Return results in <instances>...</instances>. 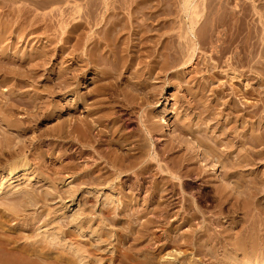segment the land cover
<instances>
[{
  "label": "bare ground",
  "instance_id": "obj_1",
  "mask_svg": "<svg viewBox=\"0 0 264 264\" xmlns=\"http://www.w3.org/2000/svg\"><path fill=\"white\" fill-rule=\"evenodd\" d=\"M107 0H104V2H106ZM129 1H132V0H129ZM128 1V2H129ZM151 1L152 0H133V3L132 4H134L135 5V8L137 7V8H139V6L140 5H142V6H140L141 7V9L139 10V9H137V10H139V11H136V12H132V11H134V9H132V11L130 12H126V14L124 13V11L122 12L123 13V15L124 16H118L119 15V12L118 13H113V11H115V10H111V12L112 13H110V14H113V16L115 17V18H113V20L111 21V24H110V26H109V22H110V14L109 13H107L106 12V14H109V15H107V16H109L110 18H109V22H108V24H104L105 26H109L108 27V29L104 32V30H105V28H104V30H103V38H101L100 40H102L101 41V46L103 45V43H104V46H103V48H101V50L103 49V51H104V49H105V51L104 52H102L101 53V50H99L100 48H99V46H98V44H99V42H100V40L98 41V40H95V39H92L93 41H97L98 43H95V45H97V46H94V43H92V41H91V43L93 44H86V45H92V47L93 48H91V46H90V48L91 49H88V50H86L87 48H84V50L85 51H87L88 53L87 54H85V55H87L88 57H87V60L86 59H83V58H79L80 57V55H79V57H77L78 55V53H76L75 54V52H76V50H77V47L78 48H80V46L82 47V45H81V43L82 42H80L79 44L75 41L74 43L75 44H72L71 43V41L74 39V36H75V34H74V36H72L73 35V31H75V30H72L73 29V27H72V25L70 26V27H72L71 28V30H66V32L68 31L69 32V34H68V36H67V41L70 43V45L69 46H67L66 48L64 47V46H62L61 47V51H62V53L64 52V51H66L67 49H68V52H67V56H70V58L69 59H71L69 62L70 63H68V65H66L67 67H66V70L65 69H63L64 71H62V72H65L66 71V73H65V75L67 76V74H68V76L64 79L65 80V85H64V83H63V85H64V90H65V87H67L68 88V86H70V85H72V84H76L77 83V81L79 80H77V78H78V76L80 75L79 74V72H78V70H81V68L83 67H81V65L79 64L80 62H79V60H77V58L78 59H81V63H83V62H85L86 61V63H83L84 65L86 64V65H88V63L87 62H92V59H91V57L93 56V55H95V53H96V55L98 56V52L100 53V55H101V57L102 56H105L106 58L105 59H107L106 61H107V63L106 64H109V63H113V62H115L116 60H119V59H123L122 61L124 62H121V63H119V64H123L122 65V67L124 66L125 68H126V70H128V69H130V68H132L133 67V65H134V63H135V61H136V59L138 58V60H140V62H141V56L142 55H146V56H148V57H150L149 58V60H145L147 63H146V67L144 68L145 70H146V72H141L142 74L144 73V75L146 76V75H148L149 77H152L154 74H155V78L157 77L158 79L162 76L163 77V73H166V72H164L165 70H167L166 68L169 66V65H171V64H169L168 65V63H167V57H165V55L166 54H169V52L172 54V57H171V61H173V63H180L181 61H183L184 60V57H186V58H188V62H190L191 60H192V58H191V56H189V57H187L188 55H187V53H189V55L192 53V50L190 49V48H192V49H194V50H196V47H198V48H200V46H198V44H197V46H196V43L198 42L197 40H196V38H197V35L198 34H196V29H197V27H199L198 26V24H200V19L202 20V18H200V16L202 15V16H204L203 15V7H201L202 9H200L202 12H198V11H196V13H199V14H201L200 16H194L195 15V13H194V11H192L193 13H190V14H194V15H189L188 16V18L190 19H188L189 20V23L187 24V25H189L188 26V29L185 31V30H183L184 32V34H189V36L187 37V36H184V35H182L180 32H182V29H183V27L185 26V24H183V21L181 22L182 24H183V26L181 27L180 26V24L179 25H177V27L176 28H178V26H180L181 27V29H180V31L179 30H177L178 31V33H179V35H182V36H184V37H182L181 36V38H180V40L178 41V39H177V37H175L174 39H175V41L177 40V45H170V44H168V45H170V46H172V47H170L169 48V52H167L168 51V45H167V40H168V38L169 37H167V39L166 38H164L165 37V33H164V31L162 32V28H161V26L159 27L158 26V24H159V22H160V20L161 19H164V17L163 18H161L160 19V16H161V12L159 11V10H163V12H164V8L165 7H163L162 6V8L163 9H161V5H163V3L164 2H166V0L164 1V0H156V3H155V6L158 8L157 10H152V12L151 11H149V14L150 15H147V13L145 12V11H147L148 9L149 10H151V7H150V5L151 4H153V3H151ZM153 1H155V0H153ZM169 1V0H168ZM186 1V4H189V3H191V2H189V3H187V0H185ZM190 1H192V0H190ZM9 2V1H8ZM48 2V1H47ZM179 2V1H178ZM178 2H176V3H178ZM10 3H12V2H10ZM168 3V2H167ZM166 3V4H167ZM170 3V2H169ZM172 3H174V1H172ZM52 4V3H51ZM129 4H131L130 2H129ZM128 4V5H129ZM146 4H148L149 5V7L150 8H148L147 10H145L146 9V7L148 6V5H146ZM166 4H165V6H166ZM171 4V3H170ZM169 4V5H170ZM45 5V4H44ZM49 5V4H48ZM108 5H109V3H108ZM108 5H104V7H105V9H106V6L108 7ZM168 5V4H167ZM183 5H184V7H185V9H189V6H190V4H189V6L187 5V8H186V6H185V4L183 3ZM22 6V5H21ZM50 6V5H49ZM52 6V5H51ZM111 7H112V5H110ZM109 6V7H110ZM130 6V5H129ZM174 6V5H173ZM255 6V5H254ZM25 6L23 5V9H26V8H24ZM153 7V6H152ZM159 7H160V9H159ZM167 7H169V6H167ZM166 7V8H167ZM171 7V6H170ZM19 8V7H18ZM21 8V7H20ZM20 8H19V10H20ZM28 8V7H27ZM52 8V7H51ZM165 8V9H166ZM172 8V7H171ZM22 9V8H21ZM23 9H22V11H23ZM32 9V8H31ZM130 9V10H131ZM169 8H167V10H168ZM28 10H30V9H28ZM107 10V9H106ZM109 10H110V8H109ZM128 10V9H127ZM145 10V11H144ZM21 11V12H22ZM33 11V10H32ZM105 11V10H104ZM185 11V10H184ZM254 11H256V10H254ZM103 12V11H102ZM109 12V11H108ZM148 12V11H147ZM151 12V13H150ZM175 12H177V13H179V11H175ZM187 11H185L184 13H186ZM216 12V14H214V12H210V13H212L211 15H217L216 17H218V13H217V11H215ZM232 11H230V13H231ZM234 12H236V11H234ZM188 13V12H187ZM208 13H209V11H208ZM209 13V14H210ZM221 13V12H220ZM225 13V12H224ZM227 13V12H226ZM229 13V14H230ZM253 13V12H252ZM180 14L181 13H179V16H178V14H177V17H175L176 19L178 18H180ZM189 14V13H188ZM228 14V16H230ZM254 14V13H253ZM255 14H256V12H255ZM257 14L259 15V16H261L262 15V17L264 16V14H260V13H258L257 12ZM185 15V14H184ZM183 15V16H184ZM232 15H234V14H232ZM236 15V14H235ZM240 15V13L237 15V16H239ZM112 16V15H111ZM163 16V15H162ZM165 16V15H164ZM176 16V15H175ZM187 16V15H186ZM201 16V17H202ZM207 16V15H206ZM205 16V17H206ZM215 16H214V18H215ZM219 16H221V15H219ZM101 17H102V14H101ZM105 17H106V15H105ZM104 17V18H105ZM141 18L142 20H138V18ZM166 17V16H165ZM198 17L200 18V19H198ZM204 17V18H205ZM211 18L213 17V16H210ZM234 17V16H233ZM139 18V19H140ZM173 19L174 20V23H175V20L176 19ZM182 18V17H181ZM180 18V20H178V22L179 21H181V20H183V19H181ZM186 18V17H185ZM184 18V19H185ZM210 18V19H211ZM220 17H218L217 18V21H218V19H219ZM228 18V17H227ZM102 19H103V17H102ZM102 19L100 18V20L102 21ZM124 19H126L125 20V22H122L123 24H121L120 25V27H116L115 25H117L118 23H120L122 20H124ZM158 19V20H157ZM208 19V18H207ZM230 20H231V18H229ZM233 19V18H232ZM235 19V18H234ZM238 19L239 18H237L236 19V21H238ZM260 19H261V17H260ZM105 20H106V22H107V20H108V18H105ZM150 20V21H149ZM158 21V24H152V23H154L153 21ZM172 20V21H173ZM206 20V19H205ZM213 20V19H212ZM211 20V21H212ZM229 20V21H230ZM263 20H264V18H263ZM263 20L261 19L259 22H263ZM156 21V22H157ZM186 21V20H185ZM200 21V22H199ZM202 21H204V19L202 20ZM216 21V22H217ZM226 21V20H225ZM78 22H80V21H78ZM77 22V23H78ZM103 22V21H102ZM105 22V21H104ZM161 22H163L162 20H161ZM160 22V23H161ZM164 22H166L165 21V19H164ZM206 22H207V20H206ZM216 22H214V23H216ZM224 22V21H223ZM227 22V21H226ZM243 22V21H242ZM254 22V21H253ZM211 23V22H210ZM213 23V22H212ZM212 24V25H215V24ZM221 23H222V21H221ZM228 23V22H227ZM233 23H234V21H233ZM237 23H239V21L237 22ZM255 23V22H254ZM258 23V22H257ZM71 24H73V23H71ZM75 24H76V22H75ZM79 24V23H78ZM81 24V23H80ZM202 25H204L203 23H201ZM206 24V23H205ZM208 24H209V21H208ZM208 24H206L207 26H208ZM219 23H217L216 25H218ZM229 24V23H228ZM232 24V23H231ZM241 24V23H240ZM249 24V23H248ZM251 24V23H250ZM264 24V23H263ZM77 25V24H76ZM75 25V26H76ZM85 24H83L82 23V27L84 26ZM176 25V24H175ZM175 25L173 26V27H175ZM212 25H210V26H212ZM220 25V24H219ZM218 25V26H219ZM224 25V24H223ZM222 25V26H223ZM252 25H253V23H252ZM258 25H259V23H258ZM73 26H74V24H73ZM74 26V27H75ZM78 26V25H77ZM233 26V25H232ZM247 26V25H246ZM251 26V25H250ZM255 27H256V25H254ZM263 26V25H262ZM69 27V28H70ZM78 27H81L80 25L78 26ZM78 27H75L76 29L78 28ZM200 27H201V25H200ZM216 27V26H215ZM225 27V26H224ZM224 27H223V30H224ZM229 27V26H228ZM242 27H243V25H242ZM248 27V26H247ZM87 28H89V27H87ZM187 27H185L184 29H186ZM211 28V27H210ZM212 28H213V26H212ZM211 28V29H212ZM221 28V27H220ZM230 28V27H229ZM262 28H264V27H261V28H259V30L260 29H262ZM65 29H67V28H65ZM79 29V28H78ZM83 28H81L80 29V31L82 30ZM199 29V28H198ZM206 29V28H205ZM228 29V28H227ZM240 29V28H239ZM247 29V28H246ZM257 29V28H256ZM85 30V29H84ZM93 30V29H92ZM207 30V29H206ZM217 30H218V28H217ZM226 30V29H225ZM251 30H252V28H251ZM263 30V29H262ZM262 30H261V33H262ZM77 31H79V30H76V32ZM102 31V30H101ZM108 31V32H107ZM152 31L154 32L155 31V33H152ZM176 31V30H175ZM173 32V34L172 33H170L171 35H170V37L172 36V35H174V33L176 34V32ZM248 31H250L249 29H248ZM93 32H94V30H93ZM92 31H90V33H91V35H95V34H92L93 33ZM185 32H187V33H185ZM208 32H210L209 31V29H208ZM214 33L216 32V31H213ZM228 32H230V31H228ZM231 32H232V30H231ZM245 31H243V33H244ZM247 32V31H246ZM251 32V31H250ZM260 32V31H259ZM257 30L256 31H254V41L253 40H251V41H253V43H251L252 44V46H250V47H252V48H244L245 49V51H243V48L241 47V45L238 43V41L240 42V37L243 35H241V31L240 30H235L234 31V33L233 34H231V35H228L227 34V32L226 31H224V32H222V31H220V30H218L217 31V33H215V35L213 34V36H215L214 37V39H213V43L211 44V49H210V52L212 53L211 54V56L210 57H215V58H217V60H218V65L217 66H221L220 64L222 63V61L223 60H226L225 58L224 59H222L223 58V56L230 50V46H233V44H234V42H236L237 41V43L239 44H235V47L232 49V47H231V52H232V54H230L231 56H229L231 59L233 58V59H236L237 61H239V62H241V63H245L246 61H247V59L249 60V59H251L252 60V62L257 66V63H258V61L259 60H257V55H258V52L259 53H261L260 51H259V49L261 48L260 47V35L259 34H261V33H259ZM89 33V32H88ZM88 33H85L86 35L88 34ZM177 33V34H178ZM259 33V34H258ZM81 34V33H80ZM80 34H79V37H80ZM207 34V33H206ZM248 34V33H247ZM90 35V34H89ZM90 35V36H91ZM164 35V36H163ZM179 35H177L178 37H180ZM204 35V34H203ZM241 35V36H240ZM263 35V34H262ZM99 36H101V35H99ZM133 36L135 37V36H137V38H133ZM167 36H169V35H167ZM200 36H201V34H200ZM248 36V35H247ZM96 39H97V35H95L94 36ZM94 37H90V38H94ZM186 37V41H185V39L183 40V41H185V42H187V45H183L184 43H183V41H182V38H185ZM210 37H212V36H210ZM229 37H231V38H229ZM262 37V39H263V36H261ZM76 38V37H75ZM63 39H66L65 37L63 38ZM99 39V38H98ZM134 39H136L135 40V42H133V40ZM171 39H173V38H171ZM170 39V40H171ZM200 39H201V37H200ZM261 39V40H262ZM78 40V39H77ZM195 40L197 41V42H195ZM207 40H209V39H207ZM65 41V40H64ZM86 41H87V38H86ZM174 41V40H173ZM182 41V42H181ZM103 42V43H102ZM244 42H245V39H244ZM67 43V42H66ZM68 43V44H69ZM77 43V44H76ZM169 43V42H168ZM182 43V44H181ZM83 44V43H82ZM99 44V45H100ZM78 45H80V46H78ZM248 45V44H247ZM250 45V44H249ZM245 46H246V44H245ZM48 47V46H47ZM105 47V48H104ZM184 47H186V48H184ZM208 47V46H207ZM210 47V46H209ZM43 48H45V46L43 47ZM131 48H137L136 50H134V52H135V55H133V53L132 52H130L132 49ZM190 49V50H188V51H190V52H187L186 53V49ZM197 48V49H198ZM51 48H49V50H50ZM171 49V50H170ZM34 49H32V51H33ZM43 50H45V49H43ZM42 49L40 50V51H43ZM46 50H48V48L46 49ZM45 50V52H47ZM48 50V51H49ZM60 50V49H59ZM39 51V52H40ZM51 51V50H50ZM33 52H35V50L33 51ZM84 52V51H83ZM122 52H125V54H122ZM48 53V52H47ZM68 53L70 54V55H68ZM86 53V52H85ZM35 54V53H34ZM37 54H39V53H36V55ZM192 54H194V52L192 53ZM191 54V55H192ZM39 55H41V53L39 54ZM45 55V54H44ZM43 54L41 55V56H44ZM62 55V54H61ZM77 55V56H76ZM185 55H187V56H185ZM227 55V54H226ZM84 57V55L82 54L81 55V57ZM145 56V57H146ZM45 57V56H44ZM77 57V58H76ZM94 57V56H93ZM92 57V58H93ZM101 57H99L100 59H101ZM260 57V56H259ZM35 58V55H34V57H33V59ZM36 58H38V59H41V58H39V56L37 55V57ZM98 58V57H97ZM141 58V59H140ZM43 59H45V58H43ZM94 59V58H93ZM105 59H103V62H104V60ZM232 59V60H233ZM20 60H21V58H20ZM28 60H29V58H28ZM36 60V64H29L28 66L29 67H27V69H25L26 70V72H24V74H22V71H20L21 72V77H20V75H19V71H18V69H17V75H19V79H18V77H17V80H19V84L21 85H26V84H33V82H34V80L38 77L37 76V74L38 73H40V67H41V65H40V63H38V61H37V59H35ZM42 60V59H41ZM47 60V59H46ZM46 60H42V63H44ZM96 60H98V59H96ZM186 60V59H185ZM184 60V61H185ZM94 61L95 60H93V63L92 64H94ZM102 61V60H101ZM144 61V60H143ZM170 61V60H169ZM26 63L25 64H27V63H29V62H27V60L25 61ZM30 62H31V58H30ZM97 61H95V63H96ZM187 62V61H186ZM224 62V61H223ZM228 62V61H227ZM227 62L225 63L226 65H229L230 66V63L229 64H227ZM238 62V63H239ZM16 63V62H15ZM14 63V64H15ZM18 63H20V62H18ZM98 64H99V62H97ZM143 63V62H142ZM185 63V62H184ZM183 62H182V64H184ZM232 63V62H231ZM253 63H250V64H253ZM24 64V63H23ZM24 64V65H25ZM89 64H91V63H89ZM102 64V63H101ZM145 64V63H144ZM248 64V63H247ZM249 64V67L251 66ZM19 65H21V64H19ZM100 65V64H99ZM103 65V64H102ZM113 65V64H112ZM112 65H111V67H112ZM115 65H116V63H115ZM223 65V64H222ZM240 65V64H239ZM23 66V65H22ZM106 66H108V65H106ZM172 66H174L173 64H172ZM223 66H225V65H223ZM14 67V66H13ZM120 67H121V65H120ZM121 67V68H122ZM123 67V68H124ZM193 67H195V66H193ZM254 67V66H253ZM9 68H11V66L9 67ZM9 68L7 69V70H9ZM19 68V70H20V67H18ZM26 68V67H25ZM84 68H85V66H84ZM108 68V67H107ZM100 69H103L105 72H106V67H105V69H104V65H103V68H102V66L99 68V70ZM109 69V68H108ZM107 69V70H108ZM115 68L113 67V70H114ZM199 68H197V67H195V69L193 70L195 73H196V71H199L198 70ZM228 69V68H227ZM14 70V69H13ZM13 70H10V74L12 73L11 71H13ZM15 70H16V68H15ZM23 71H24V68L22 69ZM86 70V69H85ZM144 70V71H145ZM237 70V69H236ZM81 71H83V69L81 70ZM103 71V72H104ZM109 72H110V70H108ZM225 71V70H224ZM228 72H229V69L227 70ZM254 72H255V70H253ZM1 72H2V70H1ZM14 73L16 72V71H13ZM99 72V71H98ZM102 72V73H103ZM108 72V73H109ZM191 72V71H190ZM194 72H192V73H194ZM226 72V71H225ZM238 73V75L241 77L242 75H244L245 73H243V72H241V74L239 73V70L237 71ZM13 73V74H14ZM61 73V72H60ZM59 73V74H60ZM107 73V72H106ZM105 73V74H106ZM107 73V74H108ZM111 73H113V72H110V74ZM234 73H236V72H233V74ZM16 74V73H15ZM62 74V73H61ZM60 74V75H61ZM64 74V73H63ZM96 74H98V73H96ZM100 74H101V70H100ZM104 74V75H105ZM141 74V75H142ZM163 74V75H162ZM213 74V73H212ZM102 75V74H101ZM116 75V74H115ZM141 75H139V77L141 76ZM235 76V74L232 76V74H231V78H239V76ZM98 76H100V75H98ZM109 76V75H108ZM209 76V75H208ZM7 77V76H6ZM13 77H14V75H13ZM12 77V78H13ZM61 77V76H60ZM59 77V78H60ZM107 77V76H106ZM111 77V76H110ZM113 77V76H112ZM117 77V76H116ZM136 77H137V75H136ZM135 77V78H136ZM142 77V76H141ZM61 78H63V76L61 77ZM83 78V77H82ZM100 78V77H99ZM101 78H103V75H102V77ZM118 78V77H117ZM146 78V77H145ZM236 78V79H237ZM98 78H96V80H97ZM104 79V78H103ZM103 79H102V81H103ZM116 79V78H115ZM139 79H141V78H139ZM149 79V78H148ZM243 79V78H242ZM63 80V81H64ZM130 80V79H129ZM142 80H145V79H143L142 78ZM147 80V79H146ZM239 80H240V78H239ZM98 81V80H97ZM113 81V80H112ZM119 81V80H118ZM117 80H116V82H118ZM135 81V80H134ZM241 81V80H240ZM14 82V81H13ZM16 82V81H15ZM105 82V81H104ZM103 82V83H104ZM116 82H114L113 81V84H115ZM133 82V81H132ZM139 81H136V83H138ZM242 82V81H241ZM1 83V82H0ZM60 83H62V82H60ZM102 83V84H103ZM108 83H110V82H108ZM108 83H107V85H108ZM112 83V82H111ZM111 83L109 84V85H111ZM130 84H132L131 82H129ZM134 83V82H133ZM15 84H17V83H15ZM18 84V85H19ZM97 84V83H96ZM98 84H100V83H98ZM97 84V90H95L96 92H98L99 91V88H98V86H100V85H98ZM105 84H106V82H105ZM117 84H119V83H117ZM139 84V83H138ZM138 84H136V85H138ZM17 85V86H18ZM22 85L20 86V87H22ZM63 85H61V88L63 89ZM108 85V86H109ZM204 85V84H203ZM246 86H247V84H245ZM16 86V85H15ZM14 86V87H15ZM74 86V85H73ZM113 86V85H112ZM205 86V85H204ZM56 87V86H55ZM79 87V84H76V86L73 88V87H71V89H73L72 90V92L73 93H71V94H73V95H75L76 96V98H75V100H76V102H74L73 103V105H71V106H74V107H71L70 105L68 106V108H66V109H68V110H66V111H69V115L70 116H67V119H65V121H63V120H61V121H63L62 123H60V128H59V131L57 132L56 130H54L55 132H54V134L57 132V134L59 135V139H60V136H63L64 138L62 139V141H64V139H65V143H66V145L65 146H67V148H66V152L64 151L65 149H63V151L65 152V156H66V158L68 159V161L66 162V161H64V162H66V163H64V164H66L65 166L64 165H62L61 163V161H60V165L61 166H59V165H55L56 167H58L59 166V168L60 167H65L66 168V170H67V173H68V175L70 174V176H71V180H70V178L68 179L70 182H69V185H68V181L67 182H65V183H67V185H68V189L67 188H64V189H66V191L64 190V191H61V193L60 194H57L58 193V191H59V188H60V186L58 187V186H56V184H55V182H56V177L58 176L57 175V173H56V175L53 173V171L52 172H50V171H48L49 173H53V175L55 176V182H53V184L56 186L55 187V190H54V192H51V190H49L47 187H46V189H47V191H46V189H45V186L43 187L45 190H43L42 191V189L39 191V189H38V191H37V187L36 186H34L35 184H30V186H29V188H28V186H26V188H24V187H22L20 190L18 189H16V190H13L14 189V187H16V184H14L15 182H17L18 181V183H20L19 182V180H20V177H21V175H23V178H25L24 180H28V179H32V177H31V175H27L28 173H29V169H30V166H29V161H30V159H28L27 158V156H26V158H20V159H15L16 157L18 158V155H22L21 154V152H23V150L25 149V147H29V146H31L32 145V147H34L32 150V152H30L31 153V156L30 157H32V158H34V159H36V158H42V157H46V155H43L44 154V152H46L47 150H48V148L50 147V145H47V144H45L46 146H47V150L45 151L44 149H43V145L42 146H39L38 145V143H36L35 142V134L33 135L34 137V139L30 136V140L27 142L28 144H26L25 142V140H24V138L22 139V138H19L18 139V141H20V139H22L20 142H18V141H14V140H16L17 139V136H21V135H24L25 133H27V132H31V131H33L36 127H35V125L34 124H31L33 121H34V119L36 120V119H40L41 118V111L43 112V114L46 116H44L45 118H49V116H53L52 114H54L55 113V111L54 110H49V108H48V103L49 102H51L53 99H50V101H49V98L50 97H52L53 95H54V93L56 92L55 91V89H53V88H49V89H47L46 90V95L45 94H41L42 96H37L38 94H36V96H34V94L36 93V92H34V93H32L31 92V94L29 95V93H26V94H28L29 95V97L28 96H26V97H24V98H26V99H28L27 101H29V102H26L27 104V107H28V109L26 108L25 109V111H27L26 113V117H22L23 119V121H22V123L20 122L21 120H17L18 122H13V121H15V120H12V119H10V114L8 113V111H7V113H6V115L8 114V119L7 118H5V117H2V115L0 116V120H2V121H4L5 122V124L7 125H5L6 126V128L9 126V127H11V128H7V130H5V132H10V130H12L13 132H15L17 135H16V139L15 138H13L14 140H10V139H7L6 140V136H7V134H4V131L2 132L1 130H3L2 128V125L0 126V127H2V128H0V133L1 134H3V135H5V136H0V179L1 180H5V178H7L8 177V179L9 180H11L10 181V185H8L9 186V188H7V187H5V189L7 188V190H5V191H3V199H2V201L0 200V202H2V203H6V202H8L7 200L9 199V201H12L13 199V201H12V203H15L17 206H12V208H13V210H12V208H11V204L10 205H6V206H2V205H0V208H6V209H4L5 211H3L2 210V215L4 214V216H5V213L4 212H6L7 211V209H8V207H10L9 209H8V214L10 215L11 213H12V216L14 217V219H17L18 221L17 222H15L14 224L11 222L12 221V219L10 218V223L11 224H13V225H19L20 226V230H23V229H25L26 230V228H27V230H29L28 229V227L27 226H30L31 224H34V226H35V224L37 223H39V222H42L43 221V219H42V221H40V219H39V217H40V215L42 214V212L41 211H43V210H45V209H42L41 211H40V215L38 216L37 214V216L38 217H32L33 218V220H32V223H31V220L27 217V215L25 214V215H23V213L22 212H24V211H22L21 213L19 212L20 210H21V207L22 206H25L24 207V209L25 208H27L28 206L30 207L31 205H35L36 203H39V201H41L40 203H42V202H45L46 204H47V202L46 201H48V199L49 198H52V199H54V198H56V197H62L63 196V194H62V192H65V194H66V192H67V194L66 195H64L65 197L64 198H66V196L67 197H70V198H73L74 197V195L75 194H77L76 192H78L79 190H84L85 191V189H87V188H93V187H109V188H118V189H122L123 191H119V193H121V196H123L122 198L121 197H118V199L119 198H121V202H120V204H119V202H118V204L120 205V206H122V208L120 207L119 209H122V210H128L129 211V209H132V207H133V205L135 206V204H137L138 202H139V198H137V197H139V194H141V192H143V190H144V192L146 193L147 192V190H149L150 191V193L148 194V195H144V197H141L140 196V198L142 199L143 198V203H147V204H145L146 206H144V208L145 209H143V212H141V213H144V216H146V219L145 218H143L142 220H144V222L143 221H139L140 223H141V228L140 229H137L138 230V232H140L138 235L136 234V236L134 235V236H132V237H130L129 236V234H128V240H133L134 241V243L131 241V243H129L130 241H128V240H126L125 239V243H128V250H130V251H132V252H134V251H141V249H143V251H141V253L142 252H144L145 250L144 249H146L147 251H148V257H147V255H144L145 254V252H144V254H143V256H145L146 258H148V262H147V260H145L144 262H147V264L149 263V264H175L176 262H179V264H191V263H193V264H195L196 262L194 261V259H191V258H193L194 256L193 255H191L190 253H188V254H190L191 256H193V257H191V256H189V257H191L190 258V260H189V257H187L188 256V254H186V250L184 251V252H182L183 250H181V251H179V247L180 246H185V247H191V248H193L194 250H198L199 252H201L202 253V251L204 252L205 251V249L207 250V247H209V245L212 243V241L213 240H211L212 238H215V237H217V238H219L220 237V235L219 234H221V232L224 234V232L223 231H219L222 227L220 226V228L218 229V230H216V229H214L212 226H213V224H216V225H220V223H219V221L218 220H215L216 219V217H218V216H216L214 219L211 217L210 219L208 218L209 216H211V215H207L208 217H206L207 219H208V221H206L205 222V220H202L203 222H204V224L202 223V224H200L199 223V225L200 226H198V225H195L196 223V221H194L196 218H199V209L197 208V205L195 204V206L194 205H192L191 203H193V201L191 200L190 201V196L189 197H187L186 195H185V193H187V192H185L184 193V191H186V190H184L185 188V185L183 186V184L181 183V181L183 180V178L185 177H193L194 179H197L198 181H200L201 182V184L199 185L200 186V188H201V190H207V189H211V190H213L214 192V198H213V200H216L215 201V203H232V204H234V203H243V200H244V194L247 192V190L249 189V187H248V185H247V177H245L246 175L245 174H243L244 172H245V168L250 164V165H252V164H257L256 163V161H258V160H256V159H258V157L259 156H262L261 155V150L260 151H257V150H252V151H249V152H247V151H245V152H247V153H252L251 154V156H249L248 157V155H245V154H243L242 152H237V151H235V153H234V151L232 152V151H230V147L231 148H233V146H235V145H237V144H242V146H243V144H244V138L246 137V138H248L247 140H246V142L248 141V142H250L252 145H253V147H257V146H259V145H261L262 143H264V140H262L261 139V135L262 134H260V132H258V130H259V123H256V125H255V122L257 121V120H259L261 117H262V115H261V117H260V107L258 106V105H256V104H258V103H255V107H254V109L251 111H248V107L249 106H247V104L246 103H244L243 101H238V100H236V97L234 96L235 95V93H227L228 94V96L229 95H231L232 97H234V100L232 99V97H230V98H228L229 100L231 99V100H233L232 102H231V105H232V107H231V109H232V111H234V112H236L237 113V116H239V118L241 119L242 117H244V115L245 116H249L250 117V120H252L253 118H255V120L253 121H251V123H252V125L253 126H255V132H253L252 134H247L246 133V131H239V132H236L235 131V128H234V126L231 124V127L229 126V125H227V126H229V127H227V129L229 128V130H227V131H229L230 132V134L231 133H234L233 134V138L231 139V140H229V141H225L226 140V138L228 137V135H227V131H226V135H227V137L225 138H218L217 137V134H215L216 136H214L213 134H208V127H207V125L206 126H204L203 127V125L201 126V123L200 124H195L193 121H192V118H189L190 117V115H189V117L188 118H186L185 116H183L185 119H182L181 120V122H180V120H179V122H178V119H177V121L175 120V125H177L176 126V128L175 129H177L178 130V132L177 133H175V134H173V135H166V134H164V133H162V127H163V125H164V123H166L167 124V122H165V119L164 120H162V122H158L157 120H155L154 119V117H155V113H149V112H146V115L144 114V116H143V119H141V124H142V126H139V129H140V127H141V129H140V131L139 132H137L136 131V134H135V132L133 131V132H130V131H128V133L126 132V130L124 131V129H123V127L125 128L126 126H123V123H121L122 125H118V126H114V125H116V123H118V120H121L119 117H118V114H117V116H115L116 114H112L113 112H110L111 110H112V108H113V106L115 107V105H113L112 104V108H107V109H109L110 111L108 112V111H103L100 107H97V105H93V106H96L97 108H88V107H86V109L87 110H85L84 112H83V115H78V114H74V112H76V111H78L77 110V104H78V102H79V104L81 105H84L85 103H86V101H85V103H84V99H83V96H84V93H83V96L81 95V93L80 94H78L77 92H76V89H79L78 88ZM111 86H109V88H110ZM115 87H116V85H115ZM13 88V87H12ZM58 88V87H57ZM67 88H66V91H67ZM100 88H101V86H100ZM106 88V87H105ZM203 88H205V87H202L201 88V90H203ZM221 88H224V87H221ZM221 88H220V93L219 94H216V96L217 95H219L218 97H219V100H220V98H222V95H225V93H223L222 91H221ZM11 89V88H10ZM9 89V90H10ZM15 89L17 90V88L15 87ZM14 89V90H15ZM20 89V88H19ZM34 89V88H33ZM37 89V88H36ZM69 90H71L70 88H68ZM111 89H112V87H111ZM115 88H114V86H113V90H114ZM117 89V88H116ZM8 90V91H9ZM11 90H13V89H11ZM26 90H28L29 91V89H26ZM30 90H32V88L30 89ZM35 90V89H34ZM91 90H94V88L93 89H91ZM109 90V89H108ZM117 90H119V87H118V89ZM117 90H114V91H117ZM219 90V89H218ZM40 91V90H39ZM95 91H94V94L93 95H96V97H98L97 96V94H95ZM101 91L104 93V91L101 89ZM99 92V93H102V92ZM111 91V90H110ZM122 91V92H121ZM30 92V91H29ZM38 92V91H37ZM42 92V91H41ZM69 92V91H68ZM71 92V91H70ZM81 92V91H80ZM191 92V91H190ZM215 92H218V91H215ZM236 92V91H235ZM244 92V94L245 93H249V94H252V95H254L255 97H258L259 96V98L261 97L260 96V92L259 91H253L252 89H249V90H244L243 91ZM242 92V93H243ZM10 95H11V93H10V91L8 92ZM15 93H17L18 94V96H20L23 92L21 91V92H18V91H16ZM39 93V92H38ZM87 93V92H86ZM106 93H109V91H107ZM111 94H114L115 93V95H114V97H115V99H118L119 100V97L117 98L116 97V94H118V93H116V92H114V93H112V92H110ZM122 94L123 93V90H120V92H119V94ZM198 93H200V92H198ZM198 93H196V94H194V93H191V96H193L192 94H194V95H197ZM203 92L201 91V94H202ZM223 93V94H222ZM239 93V92H238ZM237 93V94H238ZM17 94H15V95H17ZM110 94V95H111ZM159 94V93H158ZM157 94V95H158ZM200 94V95H201ZM204 94V93H203ZM202 94V95H203ZM222 94V95H221ZM227 94H226V96H227ZM236 94V95H237ZM240 94V93H239ZM13 95V94H12ZM24 95V94H23ZM40 95V94H39ZM91 95V94H90ZM92 95V96H93ZM99 95V94H98ZM100 95H102V94H100ZM110 95H107L108 97L110 96ZM1 96V95H0ZM215 96V97H216ZM2 97V96H1ZM8 97V96H7ZM12 97V96H11ZM23 97V96H22ZM21 97V98H22ZM72 97V96H71ZM86 97V96H85ZM100 97V96H99ZM102 97V96H101ZM100 97V98H101ZM104 97V96H103ZM101 98L102 99V102H103V99L104 98ZM114 97H113V100H114ZM122 97H123V95H122ZM128 97V96H127ZM193 97H196V96H193ZM192 97V98H193ZM5 98V97H4ZM10 98V97H9ZM17 99L18 98H20V97H16ZM16 98L14 99L13 98V100H16ZM111 98H112V95H111ZM125 98V97H124ZM123 98V99H124ZM191 98V99H192ZM238 98V97H237ZM5 99H8V98H5ZM42 99H44V100H42ZM72 99V98H71ZM83 99V100H82ZM105 99H107V97L105 98ZM133 99V101H134V99H135V97L134 98H132ZM215 99V98H214ZM262 99H263V97H262ZM1 100H2V98H1ZM0 100V101H1ZM82 100V101H81ZM95 101H97L98 99H94ZM100 100V99H99ZM120 100H122V98L120 99ZM125 100H126V98L124 99V102H125ZM130 100V99H129ZM228 100V101H229ZM104 101H106V100H104ZM109 101V99L106 101V102H108ZM127 101H128V98H127ZM215 101V100H214ZM217 101V100H216ZM215 101V102H216ZM3 102V101H2ZM5 102H7V100L5 101ZM11 102V101H10ZM13 102V101H12ZM11 102V103H12ZM67 102V101H66ZM98 102V101H97ZM97 102H94L95 104L97 103ZM110 102V101H109ZM109 102H108V104H109ZM112 103L114 102H116V100L115 101H111ZM118 102V101H117ZM117 102H116V105H119V104H117ZM132 101H129V103H131ZM205 102V101H204ZM213 102V101H212ZM211 102V103H212ZM220 102H222V101H220ZM220 102H216V104L217 103H220ZM226 102H227V99H226ZM226 102H225V104H226ZM230 102V101H229ZM263 102H264V100H263ZM1 103V102H0ZM20 103V102H19ZM71 103V102H70ZM88 103V106H89V102H87ZM86 103V104H87ZM93 103V101H91V103H90V106L92 107V104ZM105 103V102H104ZM120 103V102H119ZM138 103H143V101L142 102H138ZM207 103V102H206ZM210 103V104H211ZM224 103V102H223ZM241 103H242V105H241ZM1 104H3V106H4V103H1ZM21 105H22V103H20ZM98 104V103H97ZM99 104H101L100 103V101H99ZM132 104H133V102H132ZM202 104V103H201ZM203 104H205V103H203ZM207 104H209V103H207ZM207 104H205L204 105V107H205V110H204V108L202 107V109H203V113L204 112H206V119H207V121H208V119H212V118H218V117H216V115H217V113L215 112V108H214V106H207ZM209 104V105H210ZM213 104H214V102H213ZM222 104V103H221ZM8 104H6L5 106H7ZM25 105V106H26ZM58 105V104H57ZM123 105H124V103H123ZM126 105V104H125ZM124 105V106H125ZM218 105H220V104H218ZM218 105H216V106H218ZM229 105V104H228ZM227 105V106H228ZM231 105H229V106H231ZM10 106L12 107H14V106H16V107H19L18 105H15V103H12V104H10ZM9 106V107H10ZM56 106V105H55ZM99 106V105H98ZM100 106H104L105 107V105H100ZM130 106H131V104H130ZM203 106V105H202ZM226 106V107H227ZM10 107V108H11ZM22 107H23V105H22ZM22 107H20L19 108V110H24V108L23 109H21ZM43 107L45 108V109H43ZM59 107H61L57 112H56V114L55 115H60V113H63V106H59ZM58 107V108H59ZM80 107V106H79ZM84 107H85V105H84ZM107 107H108V105H107ZM110 107H111V105H110ZM119 107V106H118ZM121 107V106H120ZM123 107V106H122ZM125 107H128V102H127V105L125 106ZM0 108H1V105H0ZM5 108V107H4ZM4 108L2 107L1 108V110L3 109V114L5 113L4 112ZM40 108H42V109H40ZM51 108V107H50ZM53 108H55L54 106L52 107V109ZM57 108V109H58ZM7 109H9L8 108V106H7ZM15 109H18V108H15ZM37 111H36V110ZM38 109H40L41 111L39 112L38 111ZM47 109V111H45ZM56 109V108H55ZM56 109V110H57ZM79 109V108H78ZM84 109V108H83ZM105 109V108H104ZM116 109V108H115ZM120 109V108H119ZM119 109H117L118 111H119ZM121 109H123V108H121ZM126 109V108H125ZM11 110V109H10ZM9 110V111H10ZM14 110V109H13ZM49 110V111H48ZM106 110V109H105ZM24 111V112H25ZM81 113H82V111L81 110H79ZM149 111V110H148ZM10 112H14V111H10ZM35 112H38V113H36L35 114ZM151 112V111H150ZM218 112V111H217ZM222 112V111H221ZM239 112H241L242 114L240 115L239 114ZM1 113V112H0ZM17 113H18V110H17ZM66 113V112H65ZM64 113V114H65ZM78 113V112H77ZM220 113V112H219ZM230 114H231V112H229ZM233 113V112H232ZM188 114V113H187ZM5 115V114H4ZM5 115V116H6ZM13 115V114H12ZM40 115V116H39ZM184 115V114H183ZM202 115H204V114H202ZM219 115V114H218ZM217 115V116H218ZM222 115V114H221ZM232 116H233V114H231ZM10 116V117H9ZM18 115L16 114V117H17ZM38 116H39V118H38ZM111 116H113L114 118H112ZM188 116V115H187ZM220 116V115H219ZM231 116V117H232ZM237 116L235 117V118H237ZM43 117V116H42ZM60 117V116H59ZM59 117H57V118H59ZM62 117V116H61ZM68 117H70V118H68ZM230 117V118H231ZM260 117V118H259ZM12 118V117H11ZM13 118H15V114H14V116H13ZM65 118H66V116H65ZM220 118V117H219ZM232 118H234V117H232ZM245 118V117H244ZM243 118V119H244ZM252 118V119H251ZM18 119H19V116H18ZM20 119H21V117H20ZM228 119H229V116H228ZM243 119H241V121H245V120H243ZM246 119V118H245ZM106 120H108L109 121V123H111V121H113L112 122V125L113 126H111V124H110V126H109V124H108V122L107 123H105V121ZM202 120V119H201ZM200 120V121H201ZM204 120V119H203ZM202 120V122H204ZM214 120V119H213ZM217 120V119H216ZM236 120H238V119H236ZM236 120H234L233 119V121H236ZM246 120H248V119H246ZM229 121V120H228ZM232 121V122H233ZM249 121V120H248ZM260 121V120H259ZM8 122L10 123V124H8ZM37 122V121H36ZM218 122V121H217ZM226 122V121H225ZM208 123H210L209 121H208ZM231 123V122H230ZM234 123V122H233ZM247 123V122H246ZM245 122H244V124L245 125H247ZM36 124V123H35ZM62 124V125H61ZM216 124V123H215ZM227 123H225V125H226ZM229 124V123H228ZM240 124V126L239 127H243L244 126V124H241V122L239 123ZM249 124H250V121H249ZM4 125V124H3ZM37 125H38V123H37ZM210 126L212 125V124H209ZM222 125H223V122H222ZM222 125H221V127H222ZM235 125V124H234ZM237 125V124H236ZM242 125V126H241ZM40 126V125H39ZM58 126L56 127V129H58ZM252 126V127H253ZM224 127V126H223ZM222 127V128H223ZM246 127V126H245ZM4 129H5V127H4ZM138 129V130H139ZM225 129V128H224ZM240 128H238V130H239ZM47 130L48 129H46V132H47ZM134 130V129H133ZM210 130V129H209ZM218 130H219V128H218ZM217 130V131H218ZM220 130H222V129H220ZM35 131H37V130H35ZM44 131V130H43ZM43 131H41V132H43ZM51 131H52V129H51ZM223 131V130H222ZM48 132H50V130L48 131ZM211 132H212V130H211ZM229 132H228V134H229ZM236 132V133H235ZM10 133H12V132H10ZM34 133V132H33ZM51 134L53 133V132H50ZM49 133V134H50ZM134 133V134H133ZM48 134V135H49ZM223 134V133H222ZM11 135H13V137H14V135L15 134H11ZM39 135H41L40 133H39ZM42 135H43V133H42ZM45 135V134H44ZM47 135V134H46ZM56 135V134H55ZM54 135V136H55ZM155 135H159L158 136V138H156V139H154V137H155ZM219 135V134H218ZM226 135H224V136H226ZM8 136H9V134H8ZM7 136V138H10V137H8ZM36 136H37V134H36ZM49 136H51V135H49ZM223 136V135H222ZM3 137H5V138H3ZM28 137L29 136H27V139H28ZM41 137V136H40ZM262 137H263V135H262ZM32 138V139H31ZM26 139V138H25ZM159 139V140H158ZM8 140H10V141H8ZM37 140V139H36ZM156 140H158V141H161V146H162V148L159 150V149H157V151H156V153H154L153 155H152V153H151V149L153 150V152L155 151V148H152L151 147V143L152 144H156L157 142H156ZM52 141V140H51ZM39 142V141H38ZM45 142V141H44ZM37 145H36V144ZM46 143V142H45ZM40 144V143H39ZM43 144V143H42ZM49 144V143H48ZM51 144V143H50ZM246 144V143H245ZM62 145V144H61ZM60 145V146H61ZM49 146V147H48ZM60 146H58V148L57 147H55V145L53 146V147H55L56 149H59V147ZM221 146H224L223 148L221 147ZM242 146L240 147V148H242ZM31 147V148H32ZM51 147H52V144H51ZM52 147V148H53ZM61 147H63V146H61ZM154 147H155V145H154ZM236 147V146H235ZM235 147H234V149H235ZM244 147H245V145H244ZM243 147V148H244ZM28 149H30V148H28ZM236 149H238V148H236ZM259 149H262V148H259ZM62 150V149H61ZM60 150V152H58L59 150H57V152L58 153H60V154H56V155H59V157L61 156V155H63V154H61V151ZM245 150V149H244ZM31 151V150H30ZM54 151H55V149H54ZM53 151H51V154H52V156H53V153H52ZM56 152V151H55ZM24 153V152H23ZM47 153V152H46ZM48 153H50V152H48ZM63 153V152H62ZM232 153H234V155L232 154ZM264 153V152H263ZM25 154H27L26 152H25ZM50 154V155H51ZM55 154V153H54ZM28 155V154H27ZM152 155V156H151ZM245 155V156H244ZM47 156H49V154L47 155ZM51 156V157H52ZM64 156V157H65ZM158 156V157H157ZM24 157V156H23ZM54 157V156H53ZM57 157V156H56ZM56 157L55 158H49L50 159V162L48 161V165H50V167H52L51 166V163L52 162H54V160L56 159ZM62 157V156H61ZM60 157V158H61ZM46 158H48V157H46ZM89 158H91V160L89 159ZM262 158V157H261ZM10 159H12L11 161H10ZM29 161H28V160ZM57 159H59L58 157H57ZM63 159V158H62ZM151 159H155V160H151ZM161 159H165V161H166V163L165 164H163V163H160V161H161ZM33 160V159H32ZM45 160V159H44ZM47 160V159H46ZM89 160L90 161H92V163H90L89 162ZM59 161V160H58ZM216 161V162H215ZM31 162V161H30ZM33 162H36V160H33ZM43 163V160L42 161H40V163ZM45 162V161H44ZM90 164H89V163ZM215 162V163H214ZM41 163V164H42ZM45 163H47V162H45ZM57 163V162H56ZM217 163H219V167L221 166L222 167V169H223V171H222V175H221V177L219 178L220 180H219V183L218 182H216L217 184H215L214 183V181L215 180H212L211 178H213V177H215L214 175H213V177H211V175H212V173H213V171L216 169L215 167H216V165H217ZM33 164V163H32ZM34 164H36V165H38L37 163H34ZM45 165V164H44ZM40 166H42V165H40ZM36 167H38V166H36ZM49 167V168H50ZM55 167V168H56ZM38 168H40V167H38ZM42 168V167H41ZM47 168V167H46ZM49 168H47L48 170H49ZM59 168H57V169H59ZM65 168H62V169H60L59 171H61V170H65ZM43 169V168H42ZM52 169H53V167H52ZM32 170V169H31ZM33 170H35V168L33 169ZM65 170V171H66ZM37 171V170H36ZM35 171V172H36ZM47 171V170H46ZM54 171H56L55 169H54ZM58 171V172H59ZM247 171V170H246ZM34 172V173H35ZM41 172H43L42 170H41ZM41 172H39L40 174H41V176H39L43 181L46 179V180H48L49 181V186L51 185V183H52V181H53V179H54V176H53V178H52V175H51V178H52V180H51V183H50V179H48L49 177H50V175H46V174H42ZM80 172V173H79ZM33 172H32V174H33V176L35 175V174H37V173H35L34 174ZM79 173V174H78ZM215 173V172H214ZM4 174V176L2 177V175ZM62 174V171H61V173H59V175H61ZM83 174V175H82ZM216 174V173H215ZM67 175V174H66ZM64 173L60 176V177H58L59 178V180H60V178L63 176V178H64V176H66ZM67 175V176H68ZM66 176V177H67ZM257 176V175H256ZM211 177V178H210ZM232 177H234L235 178V180H234V184H232L233 183V181H232V183H231V185L229 186V184H228V182H227V180L228 179H230V178H232ZM263 177V176H262ZM261 177V178H262ZM22 178V177H21ZM34 178V177H33ZM36 178V177H35ZM37 178H38V175H37ZM36 178V179H37ZM184 178V179H185ZM261 178L259 179V181L261 180ZM214 179V178H213ZM256 180H258L257 179V177L255 178ZM0 180V181H1ZM23 180V179H22ZM37 180H39V178L37 179ZM64 180V179H63ZM192 180V179H191ZM250 180V179H249ZM263 180V179H262ZM47 181V182H48ZM195 181V180H194ZM221 181V182H220ZM255 181V180H254ZM264 181V180H263ZM262 181V182H263ZM8 182V181H7ZM13 182V184L14 185H12L11 183ZM29 181H26V183L27 184H29L28 183ZM46 182V181H45ZM44 182V183H45ZM58 182V181H57ZM73 182V183H72ZM190 182V181H189ZM230 182V181H229ZM253 182V181H252ZM2 185H3V183L2 182H0ZM4 183H5V181H4ZM17 183V184H18ZM23 183V182H22ZM34 183V182H33ZM43 183V182H42ZM42 183H39L40 185L39 186H41V184ZM196 183V182H195ZM259 183V182H258ZM264 183V182H263ZM8 184V183H7ZM6 184V185H7ZM36 184H37V182H36ZM62 184V183H61ZM190 184H192V183H190ZM189 184V185H190ZM5 184H4V186H6ZM23 185H26L25 183H23ZM43 185V184H42ZM45 185H47V184H45ZM54 185H52V186H50L51 187V189H54ZM64 185H66V184H64ZM260 185V184H259ZM258 185V186H259ZM19 186V185H18ZM20 186H21V184H20ZM48 186V187H49ZM186 186H188V185H186ZM192 186V185H191ZM249 186H251V189H253V190H251L252 192L250 193V196H251V198H252V201L255 199V197L258 195V194H260L261 192H264V187L262 188V186H260V187H258L257 185H255V183H253V184H251V185H249ZM3 187V186H2ZM36 187V188H35ZM65 187V186H64ZM106 187V188H107ZM129 188V190H127L128 192L130 191L131 193L130 194H127L125 191V189L126 188ZM189 187V186H188ZM248 187V188H247ZM193 188V187H192ZM191 187H190V189H192ZM0 189H2L1 188V185H0ZM60 189H62V187L60 188ZM117 189V190H118ZM49 190V191H48ZM63 190V189H62ZM94 190V189H93ZM96 190V189H95ZM210 190V191H211ZM53 191V190H52ZM88 191V190H87ZM209 191V190H208ZM80 192V191H79ZM86 192V191H85ZM90 192H93V191H91V189H90ZM95 192V191H94ZM89 193V192H88ZM87 193V197L89 196V194ZM96 193V192H95ZM97 193H99V190H98V192ZM80 194V193H79ZM82 194H86V193H83V191H82ZM111 194V193H110ZM109 195V194H108ZM113 195V194H112ZM116 195H117V193H116ZM212 195V194H211ZM106 196H107V194H106ZM118 196H120V195H118ZM208 196V195H207ZM246 196V195H245ZM259 196V195H258ZM109 197V196H108ZM107 197V199L108 200H110V201H108L107 203H110L109 205H111L112 203H115L116 204V202H113V200L111 199L112 197H115V196H112L111 197V195H110V197L111 198H108ZM0 198H2L1 197V195H0ZM13 198V199H12ZM85 198V197H84ZM93 198H95V197H93ZM249 198V197H248ZM12 199V200H11ZM58 199H60V198H58ZM90 199V198H89ZM97 199V198H96ZM140 199V201H142ZM56 200V199H55ZM54 200V201H55ZM61 200V199H60ZM87 200V199H86ZM177 200H179V201H177ZM64 201V200H63ZM93 201H97V200H93ZM181 201V203H182V206H179V202ZM53 202V201H52ZM57 202V201H56ZM59 202V201H58ZM89 202H91V201H89ZM99 202V201H98ZM112 202V203H111ZM195 202V201H194ZM246 202V201H245ZM254 202V204H257L258 202L257 201H253ZM8 203H11V202H8ZM19 203V204H18ZM60 203V202H59ZM87 203V202H86ZM96 203V202H95ZM106 203V202H105ZM133 203H135V204H133ZM140 203V205L142 206L143 204H141V202H139ZM180 203V204H181ZM43 205H45L44 203H42ZM48 204H50V199H49V203ZM57 204V203H56ZM114 204V205H115ZM131 204H133V205H131ZM3 205H5V204H3ZM21 206V207H19V206ZM38 205V204H37ZM36 205V206H37ZM40 205V204H39ZM38 205V206H39ZM54 205V204H53ZM60 205V204H59ZM59 205H58V207H59ZM107 205V204H106ZM105 204H104V207H107ZM117 205V204H116ZM139 205V206H140ZM248 205V204H247ZM2 206V207H1ZM27 206V207H26ZM37 206V207H38ZM42 206V205H41ZM61 206V205H60ZM86 205H84V207H85ZM112 206H113V204L111 205V208H112ZM225 206V205H224ZM237 206V205H236ZM14 207L16 208V209H14ZM18 207V208H17ZM28 207V208H29ZM32 207V206H31ZM30 207V208H31ZM42 207H44V206H42ZM57 206H56V208H58ZM65 207V206H64ZM71 207V206H70ZM69 207V208H70ZM83 207V206H82ZM86 207H88V205L86 206ZM103 207V208H104ZM110 207V206H109ZM117 207V206H116ZM136 207H138V205L137 206H135V208ZM178 207H181V209L183 210V213L182 212H180V209L178 208ZM199 208H200V206H198ZM222 207H223V205H222ZM227 207H228V205H227ZM235 207V206H234ZM20 208V209H19ZM28 208H27V210H28ZM29 208V209H30ZM33 208V207H32ZM31 208V211H33V209ZM45 208L47 209V205H45ZM80 207H78V208H76V210L77 209H79ZM93 208V207H92ZM118 208V207H117ZM117 208L115 209V207H114V209L112 210V211H114L115 210V212H113V214L115 213V215L113 216L112 215V211L110 212L111 213V215L113 216V217H111V215H110V217H111V219H116V211H118L117 210ZM139 208V207H138ZM138 208H137V210H138ZM220 208V207H219ZM218 208V209H219ZM229 208V207H228ZM241 208V207H240ZM253 208H256V206L255 207H253L252 206V209ZM259 208V207H258ZM34 209H35V207H34ZM41 209V208H40ZM71 209V208H70ZM70 209L68 210L69 212H70ZM84 209V208H83ZM90 209V208H89ZM140 209V208H139ZM224 209V208H223ZM231 209H232V207H231ZM236 209L238 210V207H236ZM260 209V208H259ZM37 210H39V209H37ZM49 211H50V209H48ZM47 210V213L49 214V211ZM51 210H52V208H51ZM58 210H59V208H58ZM57 210V211H58ZM61 210V209H60ZM65 210V209H64ZM80 211H78L79 213L82 211V208L81 209H79ZM85 210V209H84ZM101 210H103V212H104V209H101ZM107 210H108V207H107ZM110 210V209H109ZM136 210V209H135ZM136 210V211H137ZM141 211H142V209H140ZM201 210V209H200ZM227 210V209H226ZM245 209H243V211H244ZM250 210H251V208H250ZM1 211V210H0ZM10 211H12L11 213H10ZM30 211V212H31ZM53 211V210H52ZM55 211V210H54ZM74 211H75V209H74ZM74 211H73V213H74ZM90 212L91 211H94V209L93 210H89ZM139 211V210H138ZM216 211H217V209H216ZM222 211H224V210H222ZM221 211V212H222ZM233 211V210H232ZM232 211H230V213L232 212ZM17 212H19V213H17ZM26 212V211H25ZM29 212V211H28ZM76 212V211H75ZM78 212H76V213H74L75 215H73V213H72V211H71V213H72V216L70 217V218H68V219H70V220H68L66 217V220H68L67 221V223L69 224V225H71L70 223H76L75 221H79V219H80V216L82 217V215H80V216H78L79 214H78ZM86 212H88V211H86ZM95 212V211H94ZM93 212V215L97 212H95L94 213ZM120 212L121 211H119V214H120ZM125 212V211H124ZM130 212H132V211H129V212H127V213H129L130 214ZM133 212H134V210H133ZM228 212H229V210H228ZM27 213V212H26ZM32 213V212H31ZM35 213H36V209H35ZM34 213V214H35ZM45 214H44V217H47V213L46 212H44ZM51 213H53V212H51L50 211V215H52ZM57 213H59V212H57ZM61 213V212H60ZM63 213V212H62ZM100 213V212H99ZM102 213V212H101ZM105 213H107V211H106V208H105ZM109 212L107 213L108 215L110 214ZM135 213V212H134ZM138 213V212H137ZM141 213H138L139 215H141ZM207 213V212H206ZM20 214H22V216L20 215ZM39 214V213H38ZM68 214V213H67ZM66 214V215H67ZM81 214V213H80ZM82 214H83V211H82ZM86 214V213H85ZM88 214L89 213H87L85 216H86V218L88 217ZM122 214V213H121ZM120 214V216H123V215H121ZM133 214V213H132ZM131 214V215H132ZM137 214V215H138ZM181 214H182V217H181V220H182V222L184 223V226H185V224H187L189 227H190V229H189V231H187V232H182L185 228H181L182 230L179 232L180 234H172L173 233V231L175 232V230L178 232V226H173V225H175V224H173V222H175V220L177 219V217L179 216H181ZM184 214V215H183ZM215 214V213H214ZM217 214V213H216ZM223 214V213H222ZM1 215V216H2ZM31 215V214H30ZM46 215V216H45ZM56 215V214H55ZM62 215V214H61ZM65 214H63V216H64ZM69 215H71L70 213H69ZM84 215V214H83ZM90 215H92V213L90 214ZM92 215V216H93ZM136 215V216H137ZM218 215V214H217ZM221 215V214H220ZM226 215V214H225ZM227 215H228V213H227ZM6 216H8L7 215V212H6ZM5 216V217H6ZM11 216V217H12ZM29 216V215H28ZM34 216V215H33ZM49 216V215H48ZM53 216V215H52ZM59 216H60V214H59ZM97 216V215H96ZM95 215H94V217H96ZM119 216V217H120ZM126 216V215H125ZM130 216V215H129ZM135 216V215H134ZM143 216V215H142ZM141 216V217H142ZM201 216L203 217V215L201 214ZM213 216V215H212ZM12 217V218H13ZM30 217V216H29ZM55 217V216H54ZM53 217V218H54ZM56 217H58L57 215H56ZM55 217V218H56ZM68 217V216H67ZM103 217H105V216H102V218ZM107 217V216H106ZM118 217V218H119ZM138 217H140V216H138ZM138 217L136 218H134L133 217V219H138ZM141 217H140V219H141ZM176 217V218H175ZM8 219H9V216L7 217ZM31 218V217H30ZM41 218V217H40ZM43 218V217H42ZM51 218V217H50ZM60 218V217H59ZM62 218H64V217H62ZM61 218V220L63 221V219ZM99 218V217H98ZM124 218V217H123ZM127 220H128V222H129V219H130V222H131V220H132V218H127V216L125 217ZM172 218V219H171ZM2 219V218H1ZM0 219V249L1 250H5L7 253H9L8 255H9V257H11V259H6L7 257H8V255L6 256V258H2V259H0V264H142V262L143 261H136L138 258H136L137 256L136 255H134V257L136 258L135 260H133L132 258H133V253L131 254V256L129 255V256H126V257H124V255L123 254H120L119 253V251H121V249H118L119 247H118V241H119V243H121L120 245V248L122 247V245H123V243L121 242V240L122 239H124L126 236V234H124V236L123 235H121L120 233H122V231L119 233L120 235H121V237H116L117 238V243L115 242L116 240H114V242L116 243V244H114V248H115V250H114V252H111V253H109L108 251V253L109 254H112V253H115L112 257H110V258H107V259H105L104 258V256L105 255H107L106 253H105V255H103L104 254V251H106V250H104L103 252H102V250L100 251V252H102V253H99V250H98V252H97V250H96V245H93L95 248H91V247H93V246H89L90 248H87L88 246L87 245H89V244H91L88 240L91 238H87L88 240V243H86L85 241H84V239L85 238H83V237H81V238H83V239H80V237L79 236H77V234H74V230H73V234L74 235H72V233H71V231H70V233L67 231V230H65V229H62V225H60L59 226V229H57L58 231H60L61 233H64V234H62V236H57V234H56V236L54 235V233H52V231H47L46 232V234H49L48 232H50V233H52V234H50V236L51 235H53V238L52 237H45V238H43V237H41V236H43V235H40V234H43V232L41 233V232H38V230H36L35 232H37V233H40L39 235L40 236H38V237H32L31 236V234H22V232L19 230V228L17 229L16 227V229H14L15 231V233H16V235L15 236H8L7 235V233H10V232H7V230L5 229L6 227H7V229L10 231H12V229L14 228V227H12L13 225H9V224H7V225H9V227L8 226H5V228H4V224H5V220L3 219V220H1ZM27 219H29L30 220V222H28V220ZM48 219H49V217H48ZM85 219V218H84ZM92 219H94V221H95V223H96V220H95V218H93L92 217ZM96 219H97V217H96ZM107 219V218H106ZM125 219V220H126ZM200 219V218H199ZM201 219H205V218H201ZM211 219H213L212 221H211ZM219 219V218H218ZM222 219V218H221ZM7 220V219H6ZM45 220H46V218H45ZM51 220V219H50ZM60 220V221H61ZM65 220V219H64ZM82 220H83V217H82ZM81 220V221H82ZM87 220H91V219H87ZM108 220H109V217H108ZM118 220V219H117ZM121 220V219H120ZM124 220V219H123ZM126 220V221H127ZM177 220H179V219H177ZM240 220V219H239ZM242 220V219H241ZM8 221V220H7ZM14 221H16V220H14ZM49 221V220H48ZM53 221V220H52ZM56 221V220H55ZM60 221H59V223H60ZM61 221V222H62ZM85 222H87L86 221V219L84 220ZM111 221V220H110ZM113 222H114V220H112ZM122 221V220H121ZM138 221V220H137ZM136 220H134V222L136 223L137 222ZM180 221V220H179ZM201 221V220H200ZM199 221V222H200ZM201 221V222H202ZM237 222H238V219L236 220ZM236 221H234L235 223H236ZM45 222V221H44ZM50 222V221H49ZM57 222H58V219H57ZM66 222V221H65ZM83 222V221H82ZM82 222H81V224H82ZM84 222V223H85ZM91 222H93V220H91ZM91 222H88V223H91ZM98 223L99 222H101V221H97ZM103 222V221H102ZM116 222V221H115ZM194 222V223H193ZM221 222V221H220ZM233 222V223H234ZM240 222V221H239ZM47 223V222H46ZM55 223V222H54ZM53 223V224H54ZM87 223V226H85L86 228H88L89 230H90V224H88ZM98 223L96 224V228L95 229H97L98 228V226H99V228H100V226H102L101 225V223H99L100 225H98ZM105 223H106V221H105ZM123 223V222H122ZM126 223V222H125ZM198 223V222H197ZM41 224V223H40ZM39 224V225H40ZM43 224V223H42ZM41 224V225H42ZM48 224V223H47ZM47 224H45V225H47ZM52 224V225H53ZM61 224V223H60ZM63 225H66L65 223H62ZM77 224V223H76ZM75 224V225H76ZM92 224V223H91ZM114 224V223H113ZM121 224V223H120ZM129 223H126V225H128ZM134 223H132L131 222V224H129V226H131V225H133ZM139 224V223H138ZM138 224H135V225H137L138 226ZM179 224H180V222H179ZM40 225V226H41ZM52 225H50V226H52ZM74 225V224H73ZM72 225V226H73ZM86 225V224H85ZM89 225V226H88ZM116 225V224H115ZM121 225H123V224H121ZM135 225H133L134 227H136ZM176 225H178V224H176ZM180 225H182L183 226V224H180ZM222 225H223V223H222ZM23 226V227H22ZM25 226H26V228H25ZM32 226V225H31ZM47 226H49V224L47 225ZM47 226H45V228H47ZM56 226H58V224L56 225ZM78 228H79V226L78 225H76ZM82 226H84V225H82ZM109 227H113V226H110V225H108ZM117 226H118V224H117ZM120 226V225H119ZM139 226H140V224H139ZM198 226V227H197ZM225 226H227V225H225ZM225 226H223V229H224V227ZM37 227V226H36ZM35 227V228H36ZM44 227V226H43ZM55 227V226H54ZM73 227H75V226H73ZM81 227V226H80ZM108 227V229H110ZM125 227V226H124ZM127 227V226H126ZM125 227V228H126ZM133 227V228H134ZM34 228V227H33ZM32 227H31V229H33ZM38 228V227H37ZM57 228V227H56ZM60 228L62 229V230H60ZM69 228V227H68ZM92 228V227H91ZM99 228H98V230H99ZM106 228H107V226H106ZM106 228H105V230H106ZM115 228H117V227H115ZM128 228V227H127ZM227 228V227H226ZM44 229V228H43ZM70 229H72V228H70ZM69 229V230H70ZM77 228H75V230H76ZM82 229H84V228H82ZM101 229H103V228H101ZM101 229L99 230V231H96V232H101ZM114 229V228H113ZM123 229V228H122ZM121 229V230H122ZM156 229H158V233H160L161 232V230H163V232H161V233H164V234H162V236L161 237H159V236H157L156 235ZM175 229V230H174ZM17 230H19L20 232H18ZM35 230V229H34ZM41 230H42V228H41ZM45 230V229H44ZM44 230H42V231H44ZM50 230V229H49ZM53 230V229H52ZM80 231H78V232H81V229H79ZM88 230V231H89ZM91 230H93L92 232H95L94 231V226H93V229H91ZM111 231H112V229H110ZM124 230V229H123ZM127 230H129V229H127ZM134 230V229H133ZM137 230H135V232H137ZM186 230H188L187 228L185 229V231ZM212 230V232H210ZM225 230V229H224ZM30 231V230H29ZM29 231H26V232H29ZM58 231H57V233H58ZM63 231V232H62ZM103 231H104V229H103ZM107 231H109V230H107ZM115 231H116V229H115ZM130 231V233H132V231L131 230H129ZM25 232V233H26ZM59 232V233H60ZM105 232V231H104ZM60 233V234H61ZM76 233H77V231H76ZM84 233V232H83ZM89 234L91 233V232H88ZM97 233V234H98ZM103 233V232H102ZM102 233H99V234H101L102 235ZM105 233H108V232H105ZM105 233H103V234H105ZM112 234V232H109V234ZM117 233H118V231H117ZM116 233V234H117ZM124 233V232H123ZM122 233V234H123ZM134 233V232H133ZM132 233V234H133ZM79 234V233H78ZM81 234V233H80ZM85 234H86V232H85ZM88 234V235H89ZM93 234V233H92ZM109 234H107L106 236L107 237H110V235ZM118 234V235H119ZM135 234V233H134ZM33 235V234H32ZM34 235H35V233H34ZM33 235V236H34ZM45 235V234H44ZM82 235V234H81ZM100 235V236H101ZM109 235V236H108ZM161 235V234H160ZM25 236V237H24ZM83 236V235H82ZM95 236V235H94ZM99 235H97L96 237H98ZM105 236V235H104ZM102 237H103V235H102ZM114 237H115V235H114ZM123 237V238H122ZM95 238V237H94ZM93 238V239H94ZM110 238H112V236L110 237ZM224 238H225V236H224ZM223 238V239H224ZM97 239V238H96ZM99 240H96V243H97V241H100V242H103V244H100L99 242V244H100V246H98V244H97V247H100L101 248V245H104V247L103 248H105V244H104V242H108V244L109 243H112L111 241H110V239L109 238H101V237H99L98 238ZM210 239V240H209ZM86 240V239H85ZM91 240V239H90ZM217 239L215 238V241H216ZM79 243H78V242ZM110 241V242H109ZM221 241H222V239H221ZM75 242H77L78 243V246L77 247H79V248H72L73 250H68L67 248H65V246L67 247V246H69L68 244H73V245H76V244H74ZM94 242V241H93ZM144 242H146V244H141V245H143V247H141V248H138L136 245H138V243L140 244V243H144ZM216 242H218V240L216 241ZM95 243V244H96ZM220 243V242H219ZM219 243H214V244H219ZM223 243H225V242H222V244ZM67 244V245H66ZM92 244H94V243H92ZM118 244V245H117ZM213 244V243H212ZM213 244V245H214ZM65 245V246H64ZM82 245V246H81ZM112 245V244H111ZM110 245V246H111ZM126 246H127V244H125ZM124 245V247H126ZM178 246V247H175L176 248V251H179L178 252V254H176V253H173L172 251L170 252V247L171 246ZM71 246V245H70ZM107 247H109V246H107ZM135 247H136V250H134L135 249ZM215 247V245L214 246H211V247H209V249L207 250V254H209L211 251L210 250H212L213 248ZM220 247V246H219ZM70 248V247H69ZM113 247H112V249H114ZM107 249V248H106ZM122 249H124V248H122ZM166 249H169L168 251L166 250ZM216 249V248H215ZM110 250V249H109ZM188 250V249H187ZM189 250H191V249H189ZM193 250V251H194ZM218 250V249H217ZM112 251V250H111ZM146 251V252H147ZM167 251V252H166ZM1 252V251H0ZM140 253V252H139ZM139 253H137V254H139ZM140 253V254H141ZM192 253V252H191ZM2 254H4L5 255V253L3 252ZM10 254H13L14 256L16 255H19L20 257L19 258H17L16 256V258H13L12 259V255H10ZM127 254V253H126ZM141 254V255H142ZM174 254V257L173 258H171L172 257V255ZM181 254V255H180ZM197 254V253H196ZM206 253H204V255H205ZM206 254V255H207ZM214 254V253H213ZM123 255V256H122ZM195 255V254H194ZM198 255V254H197ZM210 255V254H209ZM0 256H3V255H1V253H0ZM107 257V256H106ZM128 257V258H127ZM130 257V258H129ZM132 257V258H131ZM139 258H140V256H138ZM160 257V258H159ZM200 257V256H199ZM208 257H210V256H208ZM188 258V259H187ZM197 258V257H196ZM202 259H203V257H201ZM109 259V260H108ZM210 260H211V258H209ZM140 260H143V257H141L140 258ZM189 260V261H188ZM197 260H198V258H197ZM199 260H201V259H199ZM207 260V259H206ZM222 260V259H221ZM204 261H205V258H204ZM224 261V260H223ZM143 262V263H144ZM201 263H204L205 264V262H203V261H200ZM221 262V261H220ZM227 262V261H226ZM199 264V263H198ZM221 264H222V262H221ZM224 264V263H223ZM257 264H259V263H257Z\"/></svg>",
  "mask_w": 264,
  "mask_h": 264
},
{
  "label": "rangeland",
  "instance_id": "obj_2",
  "mask_svg": "<svg viewBox=\"0 0 264 264\" xmlns=\"http://www.w3.org/2000/svg\"><path fill=\"white\" fill-rule=\"evenodd\" d=\"M9 1V2H8ZM48 1V2H47ZM129 0H107L106 2H104V0H0V95L2 96H0V100H1V98H2V100L0 101L1 103H4V106H3V104H1L0 103V105H1V108L3 107H5L4 108V114L6 115V113H7V111H8V113L10 114V116L12 117H10V119H12V120H15V121H13L14 123L15 122H18L17 120H21L20 122L22 123V119L24 118V117H26L27 115V111H25V109L27 108L28 109V107H27V103L26 102H29V101H27L28 99H26V98H24V97H26V96H28L29 97V95L31 94V92L32 93H34V92H36L35 94H34V96H36V94H38L37 96H42L43 94H45L46 95V90L47 89H49L50 87L51 88H53V89H55V93H54V95L52 96V97H50L49 98V101H50V99H53L51 102H49L48 104V108H49V110H54L55 111V113L54 114H52L53 116H49V118L47 117V118H45L46 116L43 114V112L40 110V109H42V108H40V109H38V111L41 113L40 115H41V118L38 120V119H34V121L31 123V124H34L35 125V129L33 130V131H29V132H27V133H25L24 135H21V136H17V139H16V133L15 132H13L12 130H10V132H12V133H8V132H5V130H7V128L9 129V128H11V127H7L6 128V124H5V122L4 121H2V120H0V126L2 125V127H0V128H2L3 130H1L2 132L4 131V134H7V136H8V134H9V136L8 137H10V138H7V136H6V140L7 139H12V140H14L13 138H15L16 140H14V141H18V139L19 138H24V140L26 141L25 143L26 144H28L27 142L30 140L29 138H30V136L33 138L34 136V134H35V142L36 143H38V145L39 146H42L43 147V149L46 151L47 150V146L45 145V144H47V145H50V147L48 148V150L46 151V152H44V154L43 155H46V157H48V158H46L45 156L44 157H40V158H36V159H34V158H32V157H30L31 156V153L30 152H32L33 150V148L34 147H32V145L31 146H29V147H25V149L23 150V152H21V156L20 155H18V158L16 157L15 159L17 160V159H22V158H26V156H27V158L28 159H30V161H29V166H30V169H29V173L27 174L28 176L29 175H31V177H32V179H26V180H24L25 178H23V175H21V177H20V180H19V182L20 183H18V181L17 182H15L14 184H16V187H14V189L13 190H16L17 188L20 190L22 187H24V188H26V186H28V188H29V186H30V184H35L34 186H36L37 187V191H38V189H39V191L45 186V189H46V187L49 189V190H51V192H54V190H55V187L56 186H60V188L62 187V189H60L59 188V191H58V193L57 194H60L61 193V191H66V189H64V188H67L68 189V185H69V178H70V180H71V176H70V174L68 175V173H67V170H66V168L64 167L66 164H64V163H66L67 161H68V159L66 158V156L64 155L65 154V152H66V148H67V146H65L66 145V143H65V139H64V141H62V139L64 138L63 136H60V139H59V135L57 134V132L59 131V126H60V123H62L63 121H65V119H67V116H70L68 113H69V111H66V110H68V109H66V108H68V106L71 104V105H73V103L74 102H76V100H75V98H76V94L75 95H73V94H71V93H73L72 92V90L73 89H71V87H75L76 86V84H79V89H76V92L78 93V94H80L81 93V95L83 96V93H84V96H83V101H84V103H85V101H86V103L87 102H89V106H88V103L86 104H84L85 105V107H84V105H80L79 104V102H78V104H77V110L78 111H76V112H74V114L76 115V114H78L79 116L80 115H83V112L85 111V110H87L86 109V107H90V108H97V107H100L103 111H110L111 109L110 108H112V104L113 105H115V107L113 106V108H112V110L110 111V112H113L112 114L114 115V114H116L115 116H117V114H118V117L121 119V120H118V123H116V125H114V126H118V125H122L121 123H123V126H126L125 128L123 127V129H124V131L126 130V132L128 133V131H130V132H135V134H136V131L137 132H139L140 131V129H141V127H140V129H139V126H142V122H141V119H143V116H144V114L146 115V112H149V113H155V117H154V119L155 120H157L159 123L160 122H162V120H164L165 119V122H167V124L166 123H164V125H163V127H162V133H164V134H166V135H173V134H175V133H177L178 132V130L177 129H175L176 128V126L177 125H175V120L177 121V119H178V122H179V120H180V122H181V120L182 119H185L183 116H185L186 118H188L189 117V115H190V117L189 118H192V121L195 123V124H200L201 123V126L203 125V127L204 126H206L207 125V127L210 129H208V134L210 133V134H213L214 136H216L215 134H217V137L218 138H226L227 137V135H228V137L226 138V140L225 141H229V140H231L232 138H233V134L234 133H231L230 134V132L229 131H227V130H229V128L231 127V124L234 126V128H235V131L236 132H239V131H246V133L249 135V134H252L253 132H255V126H253L252 125V123H251V121L254 119L255 120V118H251L252 120H250V117L247 115V116H245L244 115V117L246 118V119H248L249 121H250V124H249V121L248 120H246L244 117H242L241 119H243V120H245V121H241V119L239 118V116H237V111L236 112H234V111H232V109H231V107H232V105H231V102L234 100V97H232L231 95H229L228 96V92L230 93H235V97H236V100H238V101H243L244 103H246L247 104V106H249L247 109H248V111H252L253 109H254V107L256 106V105H258L259 107H260V117H261V115H262V117L259 119V120H257L256 122H255V125H256V123H259V130H258V132H260V134H262L263 135V137H262V135H261V139L262 140H264V102H263V100H264V28H262V29H260L259 30V28H261V27H264V20H263V18H264V16L262 17V15L261 16H259L258 14H257V12L258 13H260V14H264V0H192V1H190V0H187V3H189V2H191V3H189L190 4V6H189V4H186V1L185 0H166V2H164L163 3V5H161V9H163L162 8V6L163 7H167V6H169V7H167V8H169L168 10H167V8L165 9L164 8V12H163V10H159L160 12H161V16H160V19L161 18H163L164 17V19H165V21L166 22H164V19H161L163 22H161V20H160V22H159V24H158V19L155 21H153L154 23H152V24H158V26L160 27L161 26V28H162V32L164 31V35H165V37L164 38H166L167 39V37H169L168 38V40L166 41L167 42V45L168 44H170V45H177L178 43H177V40L175 41V37H177V39H178V41L180 40V38H181V36L182 35H184V36H189V34L187 33V32H185V33H187V34H184L183 32V30H187L188 29V26L189 25H187L188 23H189V18H188V16L190 15H194V14H190V13H193L192 11H194V13H195V15L194 16H200L201 14H199V13H196V11H200V12H204L203 13V15L204 16H200V18H202V20L204 19V21H202L199 17H198V19H200V24H198V26L199 27H197V31H196V34H198L197 35V38H196V40L198 41H196L195 40V42H197L196 43V46H197V44H198V46H200V48H198V47H196V50H194V49H192V48H190L191 50H192V53L194 52V54H192L190 51V49H186L185 51H186V53L187 52H190L191 54L189 55V53H187V55H185V56H187V57H189V56H191V58H192V60L190 61V62H188L189 60H188V58H186V57H184V60L183 61H181L180 63H173V61H171L172 59H171V57H172V54L169 52V48L170 47H172V46H170V45H168V51L167 52H169V54H166L165 55V57H167V63H168V65L169 64H173L174 66H172V64L171 65H169L166 69L167 70H165L164 72H166V73H163L162 75H163V77L161 76L159 79L156 77L155 78V74L152 76V77H149L148 75H144V73L142 74L141 72H146V70L144 69L147 65H146V61L145 60H149V58L150 57H148V56H146V55H142L141 56V62H140V60H138V58L136 59V61H135V63H134V65H133V67L132 68H130V69H128V70H126V68L124 67H122V65L123 64H119V63H121V62H123L124 60L123 59H119V60H116L115 62H111V63H109V64H106L107 63V59H105L106 57L105 56H102L101 57V55H100V53L98 52L97 54H98V56L96 55V53H95V55H93L92 57L94 58H92L91 57V59H92V62H87L88 63V65H84L83 63H86V61L85 62H83V63H81V59H78L77 57H79V55H80V57L79 58H83V59H86L87 60V55H85V54H87L88 52L87 51H85L84 50V48H87L86 50H88V49H91V48H93L92 47V43H98L97 41H93L92 39H95V40H100L101 38H103V36L106 34H104L103 35V33L108 29V27L110 26V24H111V21L113 20V18H115L114 16H113V14H110V13H112L111 12V10H115V11H113V13H118L119 12V17L121 16H124L123 15V11H124V13L126 14V12L128 13L129 11L131 12L132 11V9H134V11H132V12H136V11H139L140 9H141V7L140 6H142V5H140L139 6V8H135V3L134 4H132L133 3V0L132 1H129L131 4H129V2H128ZM165 1V0H164ZM172 1H174V3H172ZM179 1V2H178ZM10 2H12V3H10ZM168 2V3H167ZM171 4H170V3ZM176 2H178V3H176ZM52 3V4H51ZM108 3H109V5H108ZM151 3H153V4H151L150 5V7H151V10H149L148 8H150L149 7V5L148 4H146V5H148L147 7H146V9L145 10H147V11H145L146 13H147V15H150L149 14V11H151L152 12V10L154 9V10H157L158 8L155 6V3H156V0L155 1H151ZM168 5H167V4ZM183 3L185 4V6H186V8H187V5L189 6V9L187 8V9H185V7H184V5H183ZM45 4V5H44ZM50 6H49V5ZM108 5V7L106 6V9H105V7H104V5ZM130 6H129V5ZM165 4H166V6H165ZM170 4V5H169ZM22 5V6H21ZM23 5L25 6L24 8H26V9H23ZM52 5V6H51ZM110 5H112V7L110 6ZM174 5V6H173ZM255 5V6H254ZM110 6V7H109ZM153 6V7H152ZM172 8H171V7ZM21 7L22 9H23V11H22V9L20 8V10H19V8ZM28 7V8H27ZM52 7V8H51ZM201 7H203V10L201 11L200 9H202ZM32 8V9H31ZM109 8H110V10H109ZM132 8V9H131ZM28 9H30V10H28ZM128 9V10H127ZM131 9V10H130ZM137 9H139V10H137ZM159 9H160V7H159ZM33 10V11H32ZM105 10V11H104ZM187 11L186 13H184L185 11ZM254 10H256V11H254ZM22 11V12H21ZM103 11V12H102ZM109 11V12H108ZM158 11V10H157ZM175 11H179V13H181L180 14V18L181 19H183V20H181V21H179L178 22V20H180V18L178 19H176L175 17H177V14H178V16H179V13H177V12H175ZM208 11H209V13L210 12H214V14H216V12L215 11H217V13H218V17H220L219 19H218V21H217V18L218 17H216L214 14L213 15H211L212 13H208ZM230 11H232L231 13H230ZM234 11H236V12H234ZM106 12L107 13H109V14H106ZM150 12V13H151ZM221 12V13H220ZM225 12V13H224ZM227 12V13H226ZM254 14H253V13ZM255 12H256V14H255ZM230 13V14H229ZM240 13V15L239 16H237L238 14ZM101 14H102V17H103V19H102V17H101ZM185 14V15H184ZM228 14L230 15V16H228ZM232 14H234V15H232ZM236 14V15H235ZM105 15H106V17H105ZM107 15H109V16H107ZM112 15V16H111ZM163 15V16H162ZM166 17H165V16ZM176 15V16H175ZM184 15V16H183ZM187 15V16H186ZM207 15V16H206ZM219 15H221V16H219ZM206 16V17H205ZM210 16H213L212 18L210 17ZM214 16H215V18H214ZM234 16V17H233ZM108 18V20H107V22H106V20H105V18ZM186 17V18H185ZM205 17V18H204ZM228 17V18H227ZM260 17H261V19L263 20V22H259L261 19H260ZM100 18L102 19V21L100 20ZM109 18H110V22H109ZM140 18V17H139ZM138 18V20L140 21V20H142L141 18L139 19ZM176 19L175 20V23H174V20L173 19ZM185 18V19H184ZM189 20H188V19ZM208 18V19H207ZM211 18V19H210ZM229 18H231V20L229 19ZM233 18V19H232ZM235 18V19H234ZM237 18H239L238 19V21H239V23H237L238 21H236V19ZM207 20V22H206V20ZM213 19V20H212ZM125 20L126 19H124V20H122L120 23H118L117 25H115L116 27L118 26V27H120V25L121 24H123L122 22H125ZM173 20V21H172ZM186 20V21H185ZM212 20V21H211ZM229 23H227L226 21ZM230 20V21H229ZM259 20V21H258ZM78 21H80V22H78ZM105 21V22H104ZM150 21V20H149ZM183 21V24H185V26L183 27V29H182V32H180L182 35H179V33H178V31L177 30H179L180 31V29H181V27L183 26V24L181 23ZM208 21H209V24H208ZM217 21V22H216ZM221 21H222V23H221ZM224 21V22H223ZM233 21H234V23H233ZM243 21V22H242ZM255 23H254V22ZM75 22H76V24L79 26H81V27H78L76 24H75ZM79 24H78V23ZM108 22H109V26L107 25V26H105L106 24H108ZM211 22V23H210ZM214 22H216V23H214L215 25H212ZM259 23V25H258V23ZM71 23H73L74 24V26L75 27H78L77 29L73 26V24H71ZM81 23V24H80ZM82 23L83 24H85L83 27H82ZM201 23H203L204 25H202ZM208 24V26L206 25V24ZM217 23H219L218 25H216ZM232 23V24H231ZM241 23V24H240ZM249 23V24H248ZM251 23V24H250ZM252 23H253V25H252ZM105 24V25H104ZM176 24V25H175ZM180 24V26H178V28H176L177 27V25H179ZM224 24V25H223ZM72 25V27H73V29L72 30H75V31H73V35L72 36H74V34H75V36H74V39L71 41V43L72 44H75L74 42L76 41L78 44L80 43V42H82L81 43V45H82V47L80 46V45H78V46H80V48H78L77 47V50H76V52H75V54L76 53H78L76 56V58H77V60H79V64L81 65V70L83 69V71H81V70H78V72H79V76H78V78H77V83L75 84H72V85H70V86H68V88H70L71 90H69L67 87H65V90H64V85H65V78L68 76V74H67V76L65 75V73H66V71L65 72H62V71H64L63 69H65L66 70V65H68V63H70L69 61L71 60V59H69L70 58V56H67V52H68V49L66 50V51H64L63 53H62V51H61V47L62 46H64L65 48L67 47V46H69L70 45V43L67 41L68 39H67V36H68V34H69V30H71V28L72 27H70ZM175 25V27H173ZM200 25H201V27H200ZM210 25H212L213 26V28H212V26H210ZM223 25V26H222ZM233 25V26H232ZM242 25H243V27H242ZM248 27H247V26ZM251 25V26H250ZM254 25H256V27L254 26ZM263 25V26H262ZM216 26V27H215ZM225 26V27H224ZM230 28H229V27ZM70 27V28H69ZM87 27H89V28H87ZM185 27H187L186 29H184ZM212 29H211V28ZM221 27V28H220ZM223 27H224V30H223ZM65 28H67V29H65ZM81 28H83L81 31H80V29ZM104 28H105V30H104ZM199 28V29H198ZM207 30H206V29ZM217 28H218V30H220V31H222V32H224V31H226L227 32V34L228 35H231V34H233L234 33V31L235 30H240L242 33H241V37H240V42L238 41V43L241 45V47L243 48V51H245V49L247 48H252V47H250V46H252V44L251 43H253V41H254V31H260L259 33H261V30H262V33L261 34H259L260 35V38L262 39V37L261 36H263V39L261 40L260 39V49H259V51L261 52V53H259L258 52V57H257V60H259L258 61V63H257V66L252 62V60L251 59H247V61L245 62V63H241V62H239V61H237L236 59H231L229 56H231L230 54H232V52H231V50L235 47V44L237 45L238 43H237V41L236 42H234V44H233V46H230V50L223 56V58L222 59H226V60H223L225 63L228 61L229 63H230V66L229 65H226L223 61H222V63L220 64L221 66H217L218 65V60H217V58H215V57H210L211 56V52H210V49H211V44L213 43V39H214V37L215 36H213V34L215 35V33H217ZM228 28V29H227ZM240 28V29H239ZM247 28V29H246ZM251 28H252V30H251ZM257 28V29H256ZM85 29V30H84ZM94 30V32H93V30ZM208 29H209V31L210 32H208ZM226 29V30H225ZM248 29L251 31H248ZM66 30H68L67 32H66ZM76 30H79V31H77L76 32ZM102 30V31H101ZM103 30H104V32H103ZM176 30V31H175ZM231 30H232V32H231ZM90 31H92L93 33L92 34H95V35H97L98 37H97V39L93 36V35H91V33H90ZM176 32V34L174 33V35H172L171 37H170V33H172L173 34V32ZM213 31H216L215 33L213 32ZM228 31H230V32H228ZM243 31H245L244 33H243ZM247 31V32H246ZM89 32V33H88ZM108 32V31H107ZM81 33V34H80ZM85 33H88L87 35L85 34ZM152 33H155V31L153 32L152 31ZM178 33V34H177ZM207 33V34H206ZM248 33V34H247ZM79 34H80V37H79ZM91 36H90V35ZM200 34H201V36H200ZM204 34V35H203ZM263 34V35H262ZM99 35H101V36H99ZM163 35V36H164ZM167 35H169V36H167ZM177 35H179L180 37H178ZM248 35V36H247ZM184 36H182V37H184ZM210 36H212V37H210ZM254 36V37H253ZM66 38V39H63V38ZM76 37V38H75ZM90 37H94V38H90ZM200 37H201V39H200ZM86 38H87V41H86ZM99 38V39H98ZM133 38H137V36H133ZM171 38H173V39H171ZM175 38V39H174ZM229 38H231V37H229ZM78 39V40H77ZM171 39V40H170ZM185 39V41H186V37L185 38H182V41ZM207 39H209V40H207ZM244 39H245V42H244ZM65 40V41H64ZM135 40L136 39H134L133 40V42H135ZM174 40V41H173ZM251 40H253V41H251ZM80 41V42H79ZM90 41V42H89ZM91 41H92V43H91ZM101 41L102 40H100V42H99V44L101 43ZM181 41V42H182ZM185 41H183V45H187V42H185ZM67 42V43H66ZM89 42V43H88ZM169 42V43H168ZM251 42V43H250ZM64 43V44H63ZM69 43V44H68ZM76 43V44H77ZM92 44V45H86V44ZM95 43H94V46H97V45H95ZM103 43V42H102ZM211 43V44H210ZM63 44V45H62ZM98 44V46H99V50H101V48H103V46H104V43H103V45L101 46V44L99 45ZM180 44V43H179ZM182 44V43H181ZM238 44V45H239ZM245 44H246V46H245ZM248 44V45H247ZM250 44V45H249ZM62 45V46H61ZM45 46V48H43ZM48 46V47H47ZM90 46H91V48H90ZM208 46V47H207ZM210 46V47H209ZM231 47H232V49H231ZM48 48V50H49V48H51L49 51L48 50H46ZM105 48V47H104ZM184 48H186V47H184ZM198 48V49H197ZM245 48V49H244ZM32 49H34L35 50V52H33L32 51ZM43 50V49H45L47 52H45V50H43V51H40V50ZM60 49V50H59ZM106 49V48H105ZM105 49H104V51H105ZM132 50L130 51V52H132L133 53V55H135V52H134V50H136L137 48H131ZM171 50V49H170ZM188 50H190V51H188ZM40 51V52H39ZM84 51V52H83ZM103 51V49L101 50V53L102 52H104ZM86 52V53H85ZM35 53V54H34ZM36 53H41V55L43 54H45L44 56H41V55H39V54H37L38 56H39V58H41L42 60H46L44 63H42V60L41 59H38V58H36L37 57V55H36ZM62 54V55H61ZM84 55V57L82 56L81 57V55ZM122 54H125V52H122ZM34 55H35V58L33 59V57H34ZM68 55H70L69 53H68ZM146 56V57H145ZM260 56V57H259ZM98 57V58H97ZM99 57H101V59L99 58ZM20 58H21V60H20ZM28 58H29V60H28ZM30 58H31V62H30ZM43 58H45V59H43ZM35 59H37V61H38V63H40V65H41V67H40V73H38L37 74V78L34 80V82H33V84H26V85H22V87H20L21 85L19 84L20 82H19V80H17V77H18V79H19V75L21 74V72L20 71H22V74H24V72H26V70L25 69H27V67H29L28 65L29 64H31L32 62V64H36V60ZM96 59H98V60H96ZM103 59H105L104 60V62H103ZM27 60V62H29V63H27V64H25L26 61ZM93 60H95V61H97V62H99V64L96 62L95 63V61H94V64H92L93 63ZM102 60V61H101ZM123 60V61H122ZM144 60V61H143ZM170 60V61H169ZM40 61V62H39ZM72 61V60H71ZM187 61V62H186ZM16 62V63H15ZM18 62H20V63H18ZM143 62V63H142ZM182 62L184 63V64H182ZM227 62V64H229ZM232 62V63H231ZM239 62V63H238ZM15 63V64H14ZM25 65H24V64ZM89 63H91V64H89ZM104 65V69H105V67H106V72L108 73L109 71L108 70H110V72H113V73H111L110 74V72L107 74L103 69H100L101 70V74L103 75V78H101L102 77V75L100 74V70H99V68L102 66V68H103V65ZM115 63H116V65H115ZM124 63V62H123ZM145 63V64H144ZM248 63V64H247ZM250 63H253V64H250ZM19 64H21V65H19ZM113 64V65H112ZM225 65V66H223V65ZM240 64V65H239ZM249 64L251 65L250 67H249ZM23 65V66H22ZM106 65H108V66H106ZM111 65H112V67H111ZM120 65H121V67H120ZM11 66V68H9ZM14 66V67H13ZM84 66H85V68H84ZM193 66H195V67H197V68H199L198 70L199 71H196V73L193 71L194 69H195V67H193ZM254 66V67H253ZM18 67H20V70H19V68ZM26 67V68H25ZM109 69H108V68ZM113 67L115 68L114 70H113ZM9 68V70H7ZM15 68H16V70H15ZM24 68V71L22 70ZM229 69V72L227 71L228 69ZM14 69V70H13ZM17 69H18V71L20 72L19 73V75H17ZM86 69V70H85ZM108 69V70H107ZM237 69V70H236ZM1 70H2V72H1ZM10 70H13V71H16L15 73L13 72V71H11L12 73L10 74L9 72H10ZM145 70V71H144ZM226 72H225V71ZM239 70V73L241 74V72H243V73H245L244 75H242L241 77L237 74L238 71ZM253 70H255V72L253 71ZM99 71V72H98ZM104 71V72H103ZM191 71V72H190ZM241 71V72H240ZM62 74H61V73ZM103 72V73H102ZM192 72H194V73H192ZM233 72H236V73H234L235 74V76H239V78H240V80L242 81H240L239 80V78H231L234 74H233ZM14 73V74H13ZM61 75H60V74ZM64 73V74H63ZM96 73H98V74H96ZM106 73V74H105ZM213 73V74H212ZM105 74V75H104ZM116 74V75H115ZM142 74V75H141ZM231 74H232V76H231ZM13 75H14V77H13ZM98 75H100V76H98ZM109 75V76H108ZM136 75H137V77H136ZM139 75H141L140 77H139ZM209 75V76H208ZM7 76V77H6ZM63 76V78H61V77ZM107 76V77H106ZM111 76V77H110ZM113 76V77H112ZM118 78H117V77ZM13 77V78H12ZM20 77H21V75H20ZM60 77V78H59ZM65 77V78H64ZM83 77V78H82ZM100 77V78H99ZM136 77V78H135ZM146 77V78H145ZM96 78H98L97 80H96ZM116 78V79H115ZM139 78H141V79H139ZM142 78L143 79H145V80H142ZM149 78V79H148ZM243 78V79H242ZM102 79H103V81H102ZM130 79V80H129ZM147 79V80H146ZM64 80V81H63ZM114 82H116V80L118 81V82H116L115 84H113V81ZM135 80V81H134ZM14 81V82H13ZM16 81V82H15ZM106 82V84H105V82ZM134 83H133V82ZM136 81H139L138 83H136ZM60 82H62V83H60ZM104 82V83H103ZM108 82H112L111 83V85H109L110 83H108ZM129 82H131L132 84H130ZM15 83H17V84H15ZM63 83H64V85H63ZM98 83H100V84H98V85H100L101 86V88H100V86H98V88H99V91L98 92H96L95 90H97V84ZM103 83V84H102ZM107 83H108V85L109 86H111L112 87V89H111V87L109 88V86L107 85ZM117 83H119V84H117ZM19 84V85H18ZM136 84H138V85H136ZM205 86H204V85ZM245 84H247V86L245 85ZM16 85V86H15ZM18 85V86H17ZM61 85H63V89L61 88ZM74 85V86H73ZM114 86V90H117L118 89V87H119V90H117V91H114L113 90V86ZM115 85H116V87H115ZM17 88V90L15 89V87ZM56 86V87H55ZM13 87V88H12ZM58 87V88H57ZM106 87V88H105ZM202 87H205V88H203V90H201V88ZM221 87H224V88H221ZM13 89V90H11V89ZM20 88V89H19ZM32 88V90H30ZM35 90H34V89ZM37 88V89H36ZM66 88H67V91H66ZM94 88V90H91V89H93ZM117 88V89H116ZM220 88H221V91L223 92V93H225V95H222V98H220V100H219V95H217L216 96V94H219L220 93ZM10 89V90H9ZM15 89V90H14ZM26 89H29V91L28 90H26ZM101 89L104 91V93L101 91ZM109 89V90H108ZM219 89V90H218ZM249 89H252L253 91H259L260 92V98H259V96L258 97H255L254 95H252V94H249V93H245L244 94V90H249ZM10 91V93H11V95L8 93L9 91ZM40 90V91H39ZM111 90V91H110ZM120 90H123V93L121 94H119V92H120ZM16 91H18V92H23L20 96H18V94L17 93H15ZM39 93H38V92ZM42 91V92H41ZM69 91V92H68ZM71 91V92H70ZM81 91V92H80ZM93 91V92H92ZM94 91H95V94H97V96L98 97H96V95H93L94 94ZM102 92V93H99V92ZM107 91H109V93H106ZM191 91V92H190ZM201 91L204 93H202L201 94ZM215 91H218V92H215ZM236 91V92H235ZM87 92V93H86ZM93 94H92V93ZM110 92H112V93H114V92H116V93H118V94H116V97L118 98L119 97V100L118 99H115V97H114V95H115V93L114 94H111ZM122 92V91H121ZM198 92H200V93H198ZM240 94H239V93ZM243 92V93H242ZM26 93H29V95L28 94H26ZM159 93V94H158ZM191 93H194V94H196V93H198L197 95H194V94H192L193 96H196V97H193V96H191ZM238 93V94H237ZM13 94V95H12ZM15 94H17V95H15ZM24 94V95H23ZM40 94V95H39ZM42 94V95H41ZM91 94V95H90ZM99 94V95H98ZM100 94H102V95H100ZM112 95V98H111V95ZM158 94V95H157ZM201 94V95H200ZM226 94H227V96H226ZM237 94V95H236ZM93 95V96H92ZM107 95H110L109 97L107 96ZM122 95H123V97H122ZM8 96V97H7ZM12 96V97H11ZM23 96V97H22ZM72 96V97H71ZM86 96V97H85ZM102 96H104L103 98V102H102V97L100 98V97ZM128 96V97H127ZM216 96V97H215ZM8 98V99H5V98ZM10 97V98H9ZM16 97H20V98H16ZM22 97V98H21ZM107 97V99H105ZM113 97H114V100H113ZM126 98V100H125V102H124V99ZM135 97V99H134V101H133V99L132 98H134ZM193 97V98H192ZM230 97H232V99L233 100H229L228 98H230ZM238 97V98H237ZM262 97H263V99H262ZM13 98L15 99L16 98V100H13ZM72 98V99H71ZM122 98V100H120ZM124 98V99H123ZM127 98H128V101H127ZM192 98V99H191ZM215 98V99H214ZM94 99H98L97 101H95ZM100 99V100H99ZM109 99V104H108V102H106L107 100ZM130 99V100H129ZM226 99H227V102H226ZM7 100V102H5ZM42 100H44V99H42ZM81 100V101H82ZM104 100H106V101H104ZM116 100V102H117V104H119V105H116V102L114 103H112L111 101H115ZM217 100L218 102H220V101H222V102H220V103H217L216 104V102L215 101ZM230 102H229V101ZM3 101V102H2ZM12 103H15V105H18L19 107H16V106H10V104H12ZM67 101V102H66ZM91 101H93V103L91 104L92 105V107L90 106V103H91ZM99 101H100V103L101 104H99ZM129 101H132L133 102V104H132V102L131 103H129ZM142 102L143 101V103H138V102ZM205 101V102H204ZM214 102V104H213V102ZM22 103V105H23V107H22V105L20 104V103ZM71 102V103H70ZM94 102H97L96 104L94 103ZM105 102V103H104ZM120 102V103H119ZM127 102H128V107H125L126 105H127ZM211 103L210 105L209 104H207V103ZM224 102V103H223ZM225 102H226V104H225ZM123 103H124V105H123ZM202 103V104H201ZM203 103H205V104H207V106H214V108H215V112L217 113V115H216V117H218V118H212V119H208V121L210 122V123H208V121H207V119L205 118L206 116V112H202L203 111V109H202V107L204 108V110H205V107H204V105L205 104H203ZM222 103V104H221ZM233 103V102H232ZM255 103H258V104H256L255 105ZM6 104H8L7 106H8V108L9 109H7V106H5ZM58 104V105H57ZM105 105V107L104 106H100V105ZM130 104H131V106H130ZM218 104H220V105H218ZM231 105V106H229V105ZM26 105V106H25ZM56 105V106H55ZM70 105V106H71ZM93 105H97V107L96 106H93ZM99 105V106H98ZM107 105H108V107H107ZM110 105H111V107H110ZM203 105V106H202ZM216 105H218V106H216ZM228 105V106H227ZM241 105H242V103H241ZM11 108H10V107ZM55 107L56 109L59 107V106H63V113H60V117L58 116V115H55L56 114V112L61 108V107H59L57 110L55 109V108H53L52 109V107ZM80 106V107H79ZM119 106V107H118ZM121 106V107H120ZM123 106V107H122ZM206 106V105H205ZM227 106V107H226ZM20 107H22L21 109H23L24 108V110H19V108ZM51 107V108H50ZM71 107H74V106H71ZM1 108H0V116L2 115V117H5V118H7L8 119V114L5 116L4 114H3V109L1 110ZM15 108H18V109H15ZM79 108V109H78ZM84 108V109H83ZM106 110H105V109ZM107 108H109V109H107ZM116 108V109H115ZM120 108V109H119ZM121 108H123V109H121ZM126 108V109H125ZM11 109V110H10ZM14 109V110H13ZM43 109H45L44 107H43ZM62 109V108H61ZM117 109H119V111L117 110ZM14 111L13 113L12 112H10V111ZM17 110H18V113H17ZM36 110V109H35ZM48 110V111H49ZM79 110H83L82 111V113L79 111ZM149 110V111H148ZM25 111V112H24ZM37 111V110H36ZM45 111H47V109L45 110ZM151 111V112H150ZM218 111V112H217ZM222 111V112H221ZM66 112V113H65ZM78 112V113H77ZM220 112V113H219ZM229 112H231V114H233V116L229 113ZM233 112V113H232ZM36 113H38V112H35V114ZM65 113V114H64ZM188 113V114H187ZM13 114V115H12ZM14 114H15V118H13V116H14ZM16 114L19 116V119H18V116L16 117ZM184 114V115H183ZM202 114H204V115H202ZM222 114V115H221ZM239 114L241 115L242 113L241 112H239ZM26 115V116H25ZM39 115V116H40ZM188 115V116H187ZM39 116H38V118H39ZM43 116V117H42ZM45 116V117H44ZM62 116V117H61ZM65 116H66V118H65ZM228 116H229V119H228ZM234 117V118H232V117ZM237 116V118H235ZM20 117H21V119H20ZM23 117V118H22ZM57 117H59V118H57ZM112 118H114L113 116H111ZM220 117V118H219ZM231 117V118H230ZM68 118H70V117H68ZM141 118V119H140ZM17 119V120H16ZM204 121V122H202V120ZM214 119V120H213ZM217 119V120H216ZM233 119L234 120H236V119H238V120H236V121H233ZM61 120H63V121H61ZM201 120V121H200ZM229 120V121H228ZM253 120V121H254ZM37 121V122H36ZM218 121V122H217ZM226 121V122H225ZM234 123H233V122ZM108 122V124H109V126H110V124H111V126H113L112 125V122L113 121H111V123H109V121L108 120H106L105 121V123H107ZM121 122V123H120ZM222 122H223V125H222ZM231 122V123H230ZM241 122V124H244V122L247 124V125H245L244 124V126L243 127H239L240 126V123ZM11 123V122H10ZM9 122H8V124H10ZM36 123V124H35ZM37 123H38V125H37ZM216 123V124H215ZM225 123H227L226 125H225ZM229 123V124H228ZM4 124V125H3ZM118 124V125H117ZM209 124H212L211 126L209 125ZM235 124V125H234ZM237 124V125H236ZM6 125V126H5ZM40 125V126H39ZM59 125V126H58ZM62 125V124H61ZM221 125H222V127H221ZM227 125H229V126H227ZM58 126V129H56V127ZM242 126V125H241ZM246 126V127H245ZM253 126V127H252ZM4 127H5V129H4ZM227 127H229L228 129H227ZM218 128H219V130H218ZM225 128V129H224ZM238 128H240L239 130H238ZM46 129H48L47 130V132H46ZM51 129H52V131H51ZM134 129V130H133ZM139 129V130H138ZM220 129H222V130H220ZM35 130H37V131H35ZM44 130V131H43ZM50 130V132H53L52 134L50 133V132H48ZM54 130H56L57 132L54 134ZM211 130H212V132H211ZM218 130V131H217ZM41 131H43V132H41ZM226 131H227V135H226ZM34 132V133H33ZM228 132H229V134H228ZM235 132V133H236ZM39 133L41 134V135H39ZM42 133H43V135H42ZM50 133V134H49ZM223 133V134H222ZM11 134H15L14 135V137H13V135H11ZM36 134H37V136H36ZM45 134V135H44ZM47 134V135H46ZM51 135V136H49V135ZM134 134V133H133ZM219 134V135H218ZM55 135V136H54ZM223 135V136H222ZM224 135H226V136H224ZM0 136L2 137V136H5V135H3V134H1L0 133ZM27 136H29L28 137V139H27ZM41 136V137H40ZM158 136L159 135H155V137H154V139H156V138H158ZM232 137V138H231ZM3 138H5V137H3ZM22 138V139H23ZM31 138V139H32ZM33 138V139H34ZM22 139H20V141L22 140ZM37 139V140H36ZM248 138H244V144H243V146H242V144H237V145H235V146H233V148H231L230 147V151H234V153H235V151H239V152H242L243 154H245V155H248V157L249 156H251V152L250 153H247V152H249V151H252V150H257V151H260L261 152V155L262 156H259L258 157V159H256V160H258V161H256V163L257 164H252V165H248L245 169L247 170H245V172L243 173V174H245L246 176L245 177H247V185L249 184V185H251V184H253V183H255V185H259L258 187H260V186H262V188L264 187V143H262L261 145H259V146H257V147H253V145L250 143V142H246V140H247ZM10 140H8V141H10ZM11 140V141H12ZM52 140V141H51ZM159 140V139H158ZM158 140H156V142L158 141ZM249 140V139H248ZM20 141H18V142H20ZM39 141V142H38ZM46 143H45V142ZM250 141V140H249ZM35 143V144H36ZM40 143V144H39ZM43 143V144H42ZM49 143V144H48ZM52 144V147L55 145V147H57L58 148V146H60L61 144V146H63V147H59V149H56L55 147H51V144ZM161 141H158L156 144H150L151 145V147L152 148H155V151L153 152V150L151 149V153H152V155L154 154V153H156V151H157V149H161L162 148V146H161ZM246 143V144H245ZM65 144V145H64ZM37 145V144H36ZM154 145H155V147H154ZM244 145H245V147H244ZM242 146V148H240V147ZM32 147V148H31ZM222 148L224 147V146H221ZM234 147H235V149H234ZM244 147V148H243ZM28 148H30V149H28ZM157 148V149H156ZM236 148H238V149H236ZM259 148H262V149H259ZM54 149H55V151H54ZM62 149V150H61ZM63 149H65L64 151H63ZM245 149V150H244ZM31 150V151H30ZM57 150H59L58 152H60V150L63 152H61V154H63V155H61L60 157H59V155H56L58 152H57ZM51 151H53L52 153H53V156H52V154H51ZM245 151H247V152H245ZM25 152L28 154H25ZM48 152H50V153H48ZM236 152V153H237ZM234 153H232L233 155H234ZM235 153V154H236ZM49 154V156H47ZM51 154V155H50ZM58 154H60V153H58ZM151 155V156H152ZM244 155V156H245ZM24 156V157H23ZM52 156V157H51ZM59 158V159H57V157ZM65 156V157H64ZM154 156V155H153ZM56 157V159L54 160V162H52L51 163V166L53 167V169H52V167H50V165H48L49 163H48V161L50 162V159L49 158H55ZM158 157V156H157ZM262 157V158H261ZM63 158V159H62ZM36 160V162H33V160ZM45 159V160H44ZM47 159V160H46ZM90 160H91V158H89ZM12 159H10V161H11ZM43 160V163L41 164L40 163V161H42ZM59 160V161H58ZM89 160V162L90 163H92V161H90ZM152 161L153 160H155V159H151ZM47 162V163H45V162ZM60 161L62 162L61 164L62 165H64L63 167H60L59 168V166H61L60 165ZM64 161H66V162H64ZM57 162V163H56ZM88 162V163H89ZM216 162V161H215ZM214 162V163H215ZM33 163V164H32ZM34 163H37L38 165H36V164H34ZM89 163V164H90ZM160 163H163V164H165L166 163V161H165V159H161V161H160ZM45 164V165H44ZM57 166V165H59L58 167H56L55 165ZM40 165H42V166H40ZM36 166H38V167H40V168H38V167H36ZM43 169H42V168ZM49 168V170L47 169V168ZM56 167V168H55ZM35 168V170H33ZM57 168H59V169H57ZM62 168H65V170H61L62 171V174L64 173L66 176H64V178H63V176L60 178V180H59V178L58 177H60L61 175H59V173H61V171H59L60 169H62ZM216 169L213 171V173H212V175H211V177H213V175L215 176V177H213V178H211L212 180H215L214 181V183L215 184H217L216 182H218L219 183V178L221 177V175H222V171H223V169H222V167L220 166L219 167V163H217V165H216V167H215ZM32 169V170H31ZM54 169L56 170V171H54ZM37 170V171H36ZM41 170L43 171V172H41ZM47 170V171H46ZM36 171V172H35ZM48 171H50V172H52L53 171V173L56 175V173H57V177H56V179H55V176L53 175V173H49ZM59 171V172H58ZM32 172L34 173H37V174H35L34 176H33V174H32ZM39 172H41L42 174H46V175H50V177L48 178V179H50V183H51V180H52V178H53V176H54V179H53V181H52V183H51V185L50 186H52V185H54L53 184V182H55V180H56V182H55V184H56V186L54 185V189H51V187L48 185L49 184V181L48 180H42L39 176H41V174L39 173ZM216 174H215V173ZM80 173V172H79ZM78 173V174H79ZM37 175H38V178H39V180H37L38 178H37ZM51 175H52V178H51ZM83 175V174H82ZM257 175V176H256ZM4 176V174L2 175V177ZM220 176V177H219ZM263 176V177H262ZM34 177V178H33ZM37 179H36V178ZM257 177V179L258 180H256L255 178ZM262 177V178H261ZM185 178V177H184ZM183 178V180L181 181V183L183 184V186L185 185V189L184 190H186V191H184V193L185 192H187V193H185V195L187 196V197H189L190 196V201L192 200L193 201V203H191L192 205H194L195 206V204L197 205V208L199 209V218H196L194 221H196L195 223V225H198V226H200L199 225V223L200 224H204V222L202 221V220H205V222L206 221H208V219L206 218V217H208L209 215H211V216H209L208 218L210 219L211 217L214 219L216 216H218V217H216V219L215 220H218L219 221V223H220V225L218 226V225H216V224H213V228L214 229H216V230H218L219 228H220V226L222 227L219 231H225L224 232V234L221 232V234H219L220 235V237L219 238H217V237H215L217 240H218V242H216L215 241V238H212L211 240H213L212 241V243L214 244V243H219V244H214L215 245V247L212 249V250H210L211 252L209 253V254H207L208 252H207V250L209 249V247H211V246H214L212 243L209 245V247H207V250L205 249V251L203 252L202 251V253L201 252H199L198 250H194L193 248H191V247H183V246H180L178 249H179V251H181V250H183L182 252H184L185 250V252H186V254H188V253H190L191 255H193V256H191L190 254H188V256L187 257H189V256H191V257H193V258H191V257H189V260H190V258L191 259H194V261L196 262L195 264H204V263H201L200 261H203V262H205V264H221V262H222V264L224 263V264H257V263H259V264H264V192H261L260 194H258L256 197H255V201H257L258 203L257 204H254V200L252 201V198H251V196H250V193L252 192L251 190H253V189H251V186H249L248 185V187H249V189L247 190V192L244 194V200H243V203H234V204H232V203H215V201L216 200H213V196L215 195L214 193V191L213 190H211V189H207V190H201V188H200V184H201V182L200 181H198L197 179H194L193 177H186L185 179ZM261 178V180L259 181V179ZM23 179V180H22ZM64 179V180H63ZM192 179V180H191ZM235 180V178L234 177H232V178H230V179H228L227 180V182H228V184H229V186L231 185V183H232V181H233V183L232 184H234V180ZM250 179V180H249ZM263 179V180H262ZM1 180V179H0ZM195 180V181H194ZM232 180V181H231ZM255 180V181H254ZM4 181H5V183H4ZM8 181V182H7ZM10 181L11 180H9L8 179V177L7 178H5V180L3 179V180H1L0 182H2L3 183V185L0 183V185H1V188L2 189H0V195H1V197L2 198H0V200L2 201V199L4 198L3 196V191H5V190H7V188H9V186L8 185H10ZM26 181H29L28 183L29 184H27L26 183ZM46 181V182H45ZM48 181V182H47ZM58 181V182H57ZM68 181V182H67ZM190 181V182H189ZM230 181V182H229ZM253 181V182H252ZM263 181V182H262ZM25 183L26 185H23V183ZM34 182V183H33ZM36 182H37V184H36ZM43 182V183H42ZM45 182V183H44ZM65 182H67L68 183V185H67V183H65ZM196 182V183H195ZM221 182V181H220ZM259 182V183H258ZM8 183V184H7ZM18 183V184H17ZM39 183H42L41 184V186H39L40 184ZM62 183V184H61ZM71 183V182H70ZM73 183V182H72ZM190 183H192V184H190ZM4 184L6 185V186H4ZM12 185H14L13 184V182L11 183ZM20 184H21V186H20ZM45 184H47V185H45ZM64 184H66V185H64ZM190 184V185H189ZM19 185V186H18ZM186 185H188V186H186ZM192 185V186H191ZM3 186V187H2ZM8 186V187H7ZM43 186V187H42ZM49 186V187H48ZM65 186V187H64ZM70 186V185H69ZM5 187H7L6 189H5ZM35 187V188H36ZM53 187V186H52ZM107 187V186H106ZM93 187V188H87V189H85V191L82 189V190H79L78 192H76L77 194H75L74 195V197L73 198H70V197H67L66 196V198H64L65 196L64 195H66L67 194V192H66V194H65V192H62V194H63V196L62 197H56V198H54V199H52V198H49L50 199V204H48L49 203V199H48V201H46L47 202V204L45 203V202H42V203H44L45 205H47V209L45 208V205H43L42 203H40L41 201H39V203H36L35 205H31L30 207L33 209V211H31V208L29 209L27 206V208H28V210H27V208H25L24 209V207L25 206H19V207H21V210L19 211L20 213L22 212V211H24V212H22L23 213V215H27V217L31 220H33V218L34 217H38L39 215H40V211L42 210V209H45V210H43V211H41L42 212V214L40 215V217H39V219H40V221H42V219H43V221L42 222H39L38 224L36 223L35 224V226H34V224H31L30 226H27L28 227V229L30 230H27V228H26V226H25V228H26V230L25 229H23V230H20V226L19 225H13L15 222H17L18 220L17 219H14V217L12 216V211H10V215L8 214V209L10 208V207H8V209H7V215L9 216V219L7 218L8 216H6V212H4L5 213V216H4V214L2 215V210L3 211H5L4 209H6V208H0V219L1 220H5L6 222H5V224L3 225L4 226V228H5V226H8L9 227V225H13L12 227H14L13 229H12V231L10 230H8L7 229V227L5 228L6 230H7V232H10V233H7V235L8 236H15L16 235V233L14 232L15 230L14 229H18L19 228V230L22 232V234L24 233V234H31V236L32 237H38V236H40V235H43V236H41V237H43V238H45V237H47L48 235V237L50 238V237H52L53 238V235H51L50 236V234H52V233H54V235L56 236V234H57V236H62V234H64V233H61L60 231H58L57 229H59V226L60 225H62V229H65V230H67L69 233H70V231H71V233H72V235H74V234H77V236H79L80 237V239H83V238H85L84 239V241L86 242V243H88V241L91 243V244H89V245H87L88 247L87 248H90L89 246H93V245H96L95 247H96V250L98 249L99 250V253H102L104 250H106V251H104V254L103 255H105V253L107 254L109 251V253H111V252H114V250H115V248H114V244H116L117 243V238L118 237H121V235H123L124 236V234H126L125 236V238L124 239H122L121 240V242L123 243V245H122V247L120 248V244L121 243H119V241H118V249H121V251H119V253L120 254H123L124 255V257H126V256H131V254L133 253V260H135L136 258H138L136 261H145V260H147V262H148V258H146L145 256H143V254H144V252H145V254L144 255H147L148 254V251L146 250V249H144L145 251L144 252H142L141 253V251H143V249H141V251L139 250H137V251H134V252H132V251H130V250H128V243H125V239L126 240H128V237L130 236V237H132V236H136V234L138 233H140V232H138V230L137 229H140L141 228V221H143L144 222V220H142L143 218H145L146 219V216H144V213H141V212H143V209H145L144 208V206H146L145 204H147V203H143V198L141 199L140 198V196L141 197H144V195L146 194V195H148L149 193H150V191L149 190H147V192L145 193L144 192V190H143V192H141V194H139V197H137V198H139V202H141V204H143L142 206L140 205V203L138 202L137 204H135V203H133V204H135V206H137L138 205V207L140 208V209H142V211L138 208V207H136L135 208V206L133 205V204H131V205H133V207H132V209H129V211H132V212H130V214L129 213H127V212H129L128 210H122V209H119L120 207L122 208V206H120L121 204H120V200H121V198L123 197V196H121V193H119V191L121 190V191H123L122 189H118V188H109V187ZM190 187L192 188V189H190ZM247 187V188H248ZM16 188V189H15ZM5 189V190H4ZM17 189V190H18ZM44 188L42 189V191L43 190H45ZM90 189H91V191H93V192H90ZM94 189V190H93ZM96 189V190H95ZM118 189V190H117ZM264 189V188H263ZM3 190V191H2ZM16 190V191H17ZM48 190V191H49ZM53 190V191H52ZM88 190V191H87ZM98 190H99V193H97L98 192ZM126 191V193L128 192L127 190H129V188L127 187L126 189H125ZM209 190V191H208ZM211 190V191H210ZM46 191H47V189H46ZM82 191H83V193H86V194H82ZM96 193H95V192ZM120 191V192H121ZM146 191V190H145ZM89 192V193H88ZM214 192V193H213ZM80 193V194H79ZM87 193L89 194V196L87 197L86 195H87ZM111 193V194H110ZM116 193H117V195H116ZM131 192L129 191L127 194H130ZM106 194H107V196H106ZM109 194V195H108ZM113 194V195H112ZM212 194V195H211ZM110 195H111V197L112 196H115V197H110ZM118 195H120V196H118ZM145 195V196H146ZM208 195V196H207ZM246 195V196H245ZM109 196V197H108ZM85 197V198H84ZM93 197H95V198H93ZM107 197L108 198H111L112 200H113V202H116V204L115 203H112L113 204V206H112V208H111V205H109L110 203H107L108 201H110V200H108L107 199ZM118 197H121V198H119L118 199ZM249 197V198H248ZM58 198H60V199H58ZM90 198V199H89ZM97 198V199H96ZM192 198V199H191ZM13 199V198H12ZM11 199V200H12ZM56 199V200H55ZM87 199V200H86ZM140 199L142 200V201H140ZM215 199V198H214ZM14 200V199H13ZM12 200V201H13ZM55 200V201H54ZM64 200V201H63ZM93 200H97V201H93ZM8 202H11V203H8V202H6V203H2V202H0V205H2V206H8V205H10L11 204V208H12V206H17L15 203H12V201H9V199L7 200ZM53 201V202H52ZM57 201V202H56ZM60 203H59V202ZM89 201H91V202H89ZM99 201V202H98ZM120 201V202H119ZM177 201H179V200H177ZM246 201V202H245ZM87 202V203H86ZM96 202V203H95ZM106 202V203H105ZM118 202H119V204H118ZM217 202V201H216ZM57 203V204H56ZM181 203V201L179 202V206H182V203ZM3 204H5V205H3ZM19 204V203H18ZM39 206H38V205ZM54 204V205H53ZM61 206H60V205ZM104 204L108 207V210H107V207H104ZM115 204V205H114ZM248 204V205H247ZM38 207H37V206ZM44 206V207H42V206ZM58 205H59V207H58ZM84 205H88V207H84ZM140 205V206H139ZM222 205H223V207H222ZM225 205V206H224ZM227 205H228V207H227ZM237 205V206H236ZM1 206V207H2ZM6 206V207H7ZM56 206L59 208V210H58V208H56ZM65 206V207H64ZM71 206V207H70ZM83 206V207H82ZM110 206V207H109ZM118 208H117V207ZM120 206V207H119ZM198 206H200V208L198 207ZM235 206V207H234ZM252 206L253 207H255L256 206V208H253L252 209ZM34 207H35V209H36V213H35V209H34ZM71 209H70V208ZM78 207H80L79 209H81L82 208V211H83V214H82V211L79 213L78 211H80L79 209H77L76 210V208H78ZM93 207V208H92ZM104 207V208H103ZM114 207H115V209L117 208V210L118 211H116V219H111V217H113L114 215H115V213L113 214V212H115V210L114 211H112L113 209H114ZM220 207V208H219ZM231 207H232V209H231ZM236 207H238V210L236 209ZM241 207V208H240ZM260 209H259V208ZM18 208V207H17ZM41 208V209H40ZM51 208H52V210H51ZM85 210H84V209ZM91 210H93L94 209V211L96 212H94V211H89L90 209ZM105 208H106V211H107V213L109 212H111L112 211V215H111V213L108 215L107 213H105ZM137 208H138V210H137ZM179 209H180V212H182L183 213V210L181 209V207H178ZM219 208V209H218ZM224 208V209H223ZM250 208H251V210H250ZM14 209H16L15 207H14ZM20 209V208H19ZM37 209H39V210H37ZM48 209H50V211L51 212H53V213H51L52 215H50V211L48 210ZM61 209V210H60ZM65 209V210H64ZM70 209V212L68 211ZM74 209H75V211L76 212H78V216H80V215H82V217H83V220H82V217L80 216V219H79V221L77 220V221H75L76 223H70L71 225H69L68 223H67V221L68 220H70V219H68V218H70L71 216H72V213H73V211H74ZM101 209H104V212H103V210H101ZM110 209V210H109ZM112 209V210H111ZM137 211H136V210ZM201 209V210H200ZM216 209H217V211H216ZM227 209V210H226ZM243 209H245L244 211H243ZM12 210H13V208H12ZM47 210L49 211V214L47 213ZM55 210V211H54ZM58 210V211H57ZM133 210H134V212H133ZM222 210H224V211H222ZM228 210H229V212H228ZM233 210V211H232ZM14 211V210H13ZM29 211V212H28ZM32 213H31V212ZM71 211H72V213H71ZM74 211V213H76ZM86 211H88V212H86ZM119 211H121L120 212V214L121 215H123V216H120V214H119ZM125 211V212H124ZM222 211V212H221ZM230 211H232L231 213H230ZM19 212H17V213H19ZM44 212H46L47 214V217H44ZM57 212H59V213H57ZM61 212V213H60ZM63 212V213H62ZM93 212L95 213L94 215L97 217V219H96V217H94V215H93ZM100 212V213H99ZM102 212V213H101ZM141 213V215H139L138 213ZM207 212V213H206ZM35 213V214H34ZM39 213V214H38ZM68 213V214H67ZM69 213L71 214V215H69ZM73 213V215H75ZM87 213H89L88 214V217L86 218V214ZM92 213V215H90ZM133 213V214H132ZM215 213V214H214ZM218 215H217V214ZM223 213V214H222ZM227 213H228V215H227ZM31 214V215H30ZM38 216H37V215ZM58 216V217H56V215ZM59 214H60V216H59ZM62 214V215H61ZM63 214H65L64 216H63ZM67 214V215H66ZM77 214V213H76ZM132 214V215H131ZM138 214V215H137ZM201 214L203 215V217L201 216ZM221 214V215H220ZM226 214V215H225ZM2 215V216H1ZM21 216H22V214H20ZM31 217H29V216ZM34 215V216H33ZM45 215V216H46ZM49 215V216H48ZM86 215V216H85ZM110 215H111V217H110ZM127 216V218L129 219V218H132V220H131V222L132 223H134L133 225H135V224H140V226H139V224H138V226L137 225H135L136 227H134L133 225H131V226H129V224H131V222H130V219H129V222H128V220L125 218L126 216ZM130 215V216H129ZM135 215V216H134ZM137 215V216H136ZM143 215V216H142ZM184 215V214H183ZM208 215V216H207ZM213 215V216H212ZM13 218H12V217ZM56 218H55V217ZM68 216V217H67ZM70 216V217H69ZM102 216H105V217H103L102 218ZM107 216V217H106ZM120 216V217H119ZM138 216H142L141 217V219H140V217H138ZM33 217V218H32ZM43 217V218H42ZM48 217H49V219H48ZM51 217V218H50ZM54 217V218H53ZM60 217V218H59ZM62 217H64V218H62ZM68 219V220H66V218ZM92 217L93 218H95V220H96V223H95V221H94V219H92ZM99 217V218H98ZM108 217H109V220H108ZM119 217V218H118ZM124 217V218H123ZM133 217L135 218H137L138 217V219H133ZM181 217H182V214H181V216L179 217H177V219H179V220H175V222H173V224H175V225H173V226H178L179 228L177 229L178 230V232L175 230V232L173 231V235L174 234H180L181 232V230L183 229V228H187L188 230H186L185 231V229L182 231V232H187V231H189V229H190V227L187 225V224H185V226H184V223L182 222V220H181ZM10 218L12 219V223L13 224H11L9 221H10ZM45 218H46V220H45ZM61 218L63 219V221L61 220ZM86 219V221L87 222H85L84 220ZM107 218V219H106ZM176 218V217H175ZM201 218H205V219H201ZM219 218V219H218ZM222 218V219H221ZM8 221H7V220ZM29 219H27L28 220V222H30V220ZM51 219V220H50ZM57 219H58V222H57ZM65 219V220H64ZM87 219H91V220H93V222H91V220H87ZM118 219V220H117ZM122 221H121V220ZM124 219V220H123ZM127 221H126V220ZM172 219V218H171ZM213 219H211V221L213 220ZM238 219V222L236 221ZM240 219V220H239ZM242 219V220H241ZM14 220H16V221H14ZM32 220H31V223H32ZM50 222H49V221ZM53 220V221H52ZM56 220V221H55ZM62 222H61V221ZM83 222H82V221ZM111 220V221H110ZM112 220H114V222L112 221ZM134 220H138L136 223L134 222ZM202 222H201V221ZM45 221V222H44ZM59 221H60V223H59ZM66 221V222H65ZM97 221H101V222H99V223H101V225L102 226H100V228H99V226H98V228H99V230L101 229V228H103L104 229V231L105 232H108V233H105L104 231H103V229H101V232H99V233H105V234H103L102 233V235H103V237H102V235L101 234H99L98 232H96V231H99L98 230V228L97 229H95L96 228V224L98 223ZM103 221V222H102ZM105 221H106V223H105ZM116 221V222H115ZM141 223H140V222ZM200 221V222H199ZM221 221V222H220ZM234 221H236V223L234 222ZM240 221V222H239ZM49 224V226H47L48 224ZM55 222V223H54ZM81 222H82V224H81ZM85 222V223H84ZM88 222H91V223H88ZM123 222V223H122ZM129 223L128 225H126V223ZM179 222H180V224H183V226L182 225H180L179 224ZM198 222V223H197ZM209 222V221H208ZM234 222V223H233ZM42 225H41V224ZM54 223V224H53ZM62 223H65L66 225H63ZM87 223L88 224H90V230L88 229V228H86L85 226H87ZM98 223V225H100ZM114 223V224H113ZM123 224V225H121V224ZM194 223V222H193ZM207 223V222H206ZM222 223H223V225H222ZM7 224H9V225H7ZM16 224V223H15ZM41 226H40V225ZM45 224H47V225H45ZM53 224V225H52ZM58 224V226H56ZM74 224V225H73ZM80 225L79 226V228L76 226V225ZM86 224V225H85ZM116 224V225H115ZM117 224H118V226H117ZM176 224H178V225H176ZM50 225H52V226H50ZM75 226V227H73V226ZM82 225H84V226H82ZM108 225H110V226H113V227H109ZM120 225V226H119ZM225 225H227V226H225ZM38 228H37V227ZM44 226V227H43ZM45 226H47V228H45ZM55 226V227H54ZM89 226V225H88ZM93 226H94V231L95 232H92L93 230H91V229H93ZM106 226H107V228H106ZM126 228H125V227ZM197 226V227H198ZM223 226H225L224 227V229H223ZM16 227V228H15ZM23 227V226H22ZM31 227L33 228V229H31ZM36 227V228H35ZM57 227V228H56ZM69 227V228H68ZM92 227V228H91ZM108 227L110 228V229H112V231L110 230V229H108ZM115 227H117V228H115ZM134 227V228H133ZM227 227V228H226ZM41 228H42V230H44V231H42L41 230ZM44 228V229H43ZM70 228H72V229H70ZM75 228H77L76 230H75ZM82 228H84V229H82ZM105 228H106V230H105ZM114 228V229H113ZM124 230H123V229ZM182 228V229H181ZM218 228V229H217ZM35 229V230H34ZM50 229V230H49ZM53 229V230H52ZM61 228H60V230H62ZM70 229V230H69ZM79 229H81V232H78V231H80ZM115 229H116V231H115ZM122 229V230H121ZM127 229H129V230H131L132 231V233H130V231L129 230H127ZM134 229V230H133ZM19 230H17L18 232H20ZM36 230H38V232H43V234H40V233H37V232H35ZM73 230H74V234H73ZM89 230V231H88ZM107 230H109V231H107ZM135 230H137V232H135ZM157 231H156V235L157 236H159V237H161L162 236V234H164V233H161V232H163V230H161V232L160 233H158L159 231H158V229H156ZM180 230V231H179ZM26 231H29V232H26ZM47 231H52V233H50V232H48L49 234H46V232ZM57 231H58V233H57ZM76 231H77V233H76ZM117 231H118V233H117ZM122 231V233H120ZM26 232V233H25ZM61 234H60V233ZM63 232V231H62ZM84 232V233H83ZM85 232H86V234H85ZM88 232H91L90 234L88 233ZM109 232H112V234L110 233L109 234ZM180 232V233H179ZM210 232H212V230L210 231ZM34 233H35V235H34ZM79 233V234H78ZM83 235H81V234ZM93 233V234H92ZM98 233V234H97ZM117 233V234H116ZM121 235H120V234ZM34 236H33V235ZM40 234V235H39ZM45 234V235H44ZM89 234V235H88ZM107 234H109L110 235V237L112 236V238H110V237H107L106 235ZM119 234V235H118ZM128 234H129V236H128ZM137 234V235H138ZM161 234V235H160ZM182 234V233H181ZM38 235V236H37ZM95 235V236H94ZM97 235H99L98 237H96ZM101 235V236H100ZM105 235V236H104ZM108 235V236H109ZM114 235H115V237H114ZM45 236V237H44ZM128 236V237H127ZM224 236H225V238H224ZM25 237V236H24ZM81 237H83V238H81ZM89 239L90 237V239L88 240L87 238ZM95 237V238H94ZM99 237H101V238H109L110 239V241L112 242V243H109L108 244V242H104V244H105V248H103L104 247V245H101V248L100 247H97V244H98V246H100V244H103V242H100V241H97V243H96V240H99L98 238ZM117 237V238H116ZM94 238V239H93ZM97 238V239H96ZM123 238V237H122ZM224 238V239H223ZM221 239H222V241H221ZM88 240V241H87ZM114 240H116L115 242H114ZM210 240V239H209ZM94 241V242H93ZM109 241V242H110ZM128 241H130L129 243H131V241L134 243V241L133 240H128ZM78 242V241H77ZM77 242H75L74 244H76V245H73V244H68L69 246H65V248H67L68 250H73L72 248H79V247H77L78 246V243ZM100 244H99V243ZM222 242H225V243H223L222 244ZM92 243H94V244H92ZM96 243V244H95ZM112 244V245H111ZM125 244H127V246L125 245ZM141 244H146V242H144V243H138V245H136L138 248H141V247H143V245H141ZM67 245V244H66ZM71 245V246H70ZM111 245V246H110ZM124 245L126 246V247H124ZM82 246V245H81ZM103 246V247H102ZM107 246H109V247H107ZM220 246V247H219ZM70 247V248H69ZM94 246L93 247H91V248H95ZM112 247L114 248V249H112ZM175 247H178V246H171L169 249H170V252L172 251L173 253H176V254H178V252L179 251H176V248ZM107 248V249H106ZM122 248H124V249H122ZM216 248V249H215ZM103 249V250H102ZM110 249V250H109ZM169 249H166L167 251L169 250ZM188 249V250H187ZM189 249H191V250H189ZM218 249V250H217ZM98 250H97V252H98ZM102 250V252H100ZM112 250V251H111ZM134 250H136V247H135V249ZM194 250V251H193ZM0 253H1V255H3V256H0V259H2V258H6V256L9 254V253H7L5 250H1L0 249ZM108 251V252H107ZM147 251V252H146ZM166 251V252H167ZM189 251V252H188ZM5 253V255L4 254H2V253ZM142 254H140V253ZM188 252V253H187ZM192 252V253H191ZM107 254V255H105L104 256V258L105 259H107V258H110V257H112L115 253H112V254ZM127 253V254H126ZM137 253H139V254H137ZM198 255H197V254ZM204 253H206L205 255H204ZM214 253V254H213ZM195 254V255H194ZM10 255H12V259L13 258H19L20 256L19 255H13V254H10ZM112 255V256H111ZM122 255V256H123ZM134 255H138V256H140V258L141 257H143V260H140V258L137 256H135L134 257ZM181 255V254H180ZM107 256V257H106ZM200 256V257H199ZM208 256H210V257H208ZM147 257H148V255H147ZM174 257V254L172 255V257L171 258H173ZM198 258V260H197V258ZM201 257H203V259L201 258ZM11 259V257H9V255H8V257L6 258V259ZM128 258V257H127ZM130 258V257H129ZM160 258V257H159ZM204 258H205V261H204ZM209 258H211V260L209 259ZM145 259V260H144ZM188 259V258H187ZM199 259H201V260H199ZM207 259V260H206ZM222 259V260H221ZM109 260V259H108ZM188 260V261H189ZM224 260V261H223ZM221 261V262H220ZM227 261V262H226ZM142 262V264H147V262H144L143 263ZM149 264V263H148ZM175 264H179V262H176ZM191 264H193V263H191Z\"/></svg>",
  "mask_w": 264,
  "mask_h": 264
}]
</instances>
